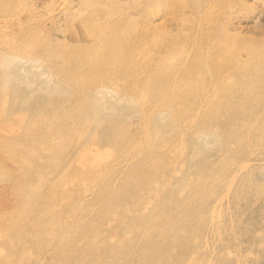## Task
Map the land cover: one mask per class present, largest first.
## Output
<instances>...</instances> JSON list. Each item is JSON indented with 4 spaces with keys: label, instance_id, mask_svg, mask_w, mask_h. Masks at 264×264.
Wrapping results in <instances>:
<instances>
[{
    "label": "rangeland",
    "instance_id": "1",
    "mask_svg": "<svg viewBox=\"0 0 264 264\" xmlns=\"http://www.w3.org/2000/svg\"><path fill=\"white\" fill-rule=\"evenodd\" d=\"M208 1L207 0H0V13L2 14V16H0V23H1L0 26H3L4 23L9 22L8 24L6 23V27H5V25L3 27H0L1 28L0 32H1V30H3L2 31L3 34H1L2 32L0 33V38L3 37V35H4V37L5 36H12V35L15 36L20 30H24L25 28H27V30H28V26H30V29L28 31L27 30L26 31L29 32L31 30L32 32L30 31V34H33L35 36H36L35 33H37V35L41 34V36L38 35V36H36V38L39 37L38 39L42 41V40H44L42 37V34H44L43 28H44L45 24H47V26H50L51 20H52L53 23H55V25H52V26L56 29V31L54 32L55 34H53L52 37H57L58 41L68 42L69 43L68 44L69 50L74 45L76 46L77 44L78 45L80 44L81 46H84V45H86L85 43L87 41L89 42V39H87V38H86V40L84 39L81 43L75 42V41L70 39L71 35L69 33H71V30L74 29V26L72 24H70L69 22L65 23V21L67 20V18H71V16L93 14L97 17H102V16L108 17L109 16V15H107L108 13L114 12L116 15L115 14L111 15V16H115L113 18H116V19L122 18V19L127 20L129 17H133L134 21L137 20L136 22H138V23H142L141 19L143 18L144 19L143 21L153 25L155 22L157 23L158 19L163 17L162 15H164L165 17L166 16L172 17V14L174 12H177V13L173 14V16L176 15V17H172V18L163 17L164 22H167V23L163 22L165 27L167 28V30L169 29L168 31L171 32L172 34L180 26L181 27H187V28L191 27L194 29L196 27L197 29H195L193 32L194 33L193 35L197 37V41H194V45H196V47L193 45L194 47H192V48L195 50H193L192 48L188 50V51L191 50L190 52H192V54H190L189 57H187V58H186V56H188V55H186V53L188 51L187 52L185 51V53L181 52L182 54L181 53L176 54V56L175 55L172 57L169 56L166 59V62L168 61L167 62L168 64L166 62L164 63V64H166V65H164V67L166 69H168L166 72L169 71V68H168L170 66L169 63L172 64L171 61H169L170 58L172 60L174 58L176 60H178V58H179L178 61L180 64V67H179L180 70L181 69L187 70V67L190 66L189 65L190 62L193 63L194 62L193 60L195 58L197 59L196 61L198 62L197 66L199 64V66L196 68V73L193 72V74L195 73V75H191L190 76L191 79L187 78L185 80V78H183L182 80H185V81H182V84H180V89H181L180 92L182 93V91L185 90V93L183 91L182 95H184V94L186 95V93L188 92L187 96H186L187 98L182 96V100L185 101V99H186V101L189 103H185L182 100H179L178 101L179 103H178L177 101L175 102V100L173 101L172 99H169V97L166 98V96L160 97V99L157 97H152V99L155 101L158 99L156 102L155 101L153 102L152 99L150 98L151 96L148 95V93L150 92L149 91L150 90L149 89L150 88V86H149L150 80H148V79H150V78H149V74H148V69L145 66L148 63L147 58H149V56L151 54H150L149 49L145 48L143 46V48H140L141 50L138 49V53L141 54L140 56L138 55L140 58L138 56H136V58H137V60H136V58H134V56H133V60L135 59L136 62H135V60L134 61L132 60L133 63H131V65H130L131 67L137 68V70H139L138 73H136V76L133 74L134 77H133V75H130L128 77L129 78L128 80L126 78V80L129 81V83H130L132 81L134 82L135 80H137V77H140V75H141V78L144 76L143 79L145 81L143 79L141 80L140 78L137 80L138 82L141 80V82H140L141 84L140 83L138 84L139 88L137 90L130 91V89H129V92L127 90H124L125 88H122V85L123 86L125 85L124 84L125 80L116 82L117 84L107 82V84L106 83H105V85L103 84V86H105V88H104L105 92L101 91V94L103 93V95H105V97L109 98V99H106V98L103 99L102 98V101L104 102V100H105V103L102 104L101 101L99 102V100L101 99L99 97L103 96L100 93H98V96L96 95L97 96L96 98L97 99L99 98V100L94 101L89 97L86 98V100H84V104H86V105L88 104L90 106V108H91V105L93 106V103L96 102V104H97L96 107L91 108L92 111L89 113H93V111H94V113L90 115L91 117H92V115L95 116V114L98 113L99 117L97 115L95 117H96V119H99L100 122H102L98 127H94V124L92 126L91 125L92 123H89L91 121L86 120L84 114L82 116L80 115L81 120L79 119V114H81V113L78 114L77 110H79V112H80V109L78 107H77L78 109L75 107L77 105V101L75 98V97H77V92H76L75 88L72 86L71 87L72 88V94L69 95V101L66 102L64 105V107L67 108L68 110L64 109V107H63L61 109L66 110V111H64V113H63V110H62V112H60L61 113L60 115H62V113H63L62 117L59 116L58 118H53L52 120H48L49 122L55 123V121H57V119H58V121H57L58 123L57 122L56 123L60 124L61 121L63 122V120L65 122V119L67 118L68 114H69L68 119L70 118L69 120H71L73 117V116L71 117L70 114H72V115L75 114L74 116L78 117L79 120L77 119V124H75L73 126L70 125L71 129L74 126H77L78 129L73 128V131L69 132V131H71V129L68 126L69 129L66 131L69 132L71 135L69 134L70 135L69 136L67 134V132L66 131L65 132H66V136L68 135L70 137V139L68 137H67L68 139H66V137H65L66 140L62 139L63 140L62 145H61V141L59 142L60 139H54L53 138L54 140H51L49 143L50 148L52 147V149L49 148V151H45V149H44L45 146H44L43 142L39 143V140H41L40 138H38L39 139L37 141L38 143H34L30 146L20 145V147L18 145H15L12 142L7 144L0 138V143H1V145H0V264H18V262H20L19 264H65V263L66 264H76V263H78V264H85V263L86 264H99V263L100 264H104V263L105 264H111V263H113V264H115V263L116 264H127V263L128 264H264V225H263L264 224V109H263L264 108V95H263L264 89H263V91L261 90L264 87V77H263L264 73L262 74V72L260 71V70H262L264 72V68H263L264 65H261V64H264L263 63L264 62L263 61V59H264V57H263L264 56V0H262V1L261 0H210V2H208ZM26 7H27L28 11H27ZM33 9H34V11H33ZM131 9H134V10H131ZM7 11H9L8 12L9 16L6 14ZM124 11L128 12L126 14V18L124 17V15H125L124 13H126ZM24 12H26V14ZM178 12H179L180 16H179ZM20 13L21 14L23 13V14L21 15ZM164 13H166V14H164ZM167 13H168V15H167ZM193 13H194V15H193ZM15 14L17 16L16 18L14 16ZM10 15H11V18H10ZM12 15L14 18L12 17ZM27 15L28 16L30 15L31 19H34V20H32V22H31L30 19H27V18H29V17H27ZM3 16H5V18H3ZM6 16L9 18L8 19L9 21L8 20L5 21V19L7 18ZM24 16H26V17H24ZM120 16H122V17H120ZM159 16H162V17H159ZM177 16L179 18H177ZM19 17H21L20 18L21 20L19 19ZM24 18L28 22L30 20L31 23H28L25 21V25L22 24V22H24L23 21ZM37 18H38V20H37ZM57 18H60V19H57ZM167 18H168V20H167ZM1 19H2V21H1ZM3 19L5 22L3 21ZM39 20L41 23L38 22ZM47 20H49V21H47ZM34 21L36 23L38 22L36 27L34 26V25H36ZM16 22H18V23H16ZM32 23L34 24L33 26L36 30H37V28H39L38 30L40 32L39 31L37 32L34 28L33 29L31 28ZM13 24L16 26H13ZM17 24L19 25V27ZM193 25H194V27H193ZM209 25L211 27H209ZM14 27H16L15 28L16 32L13 31ZM20 27H21V29H20ZM213 27H215L214 32H212ZM8 28H9V30H8ZM17 28L20 29V30H18V32H17ZM199 28L202 31V32L200 31L201 33L199 32V30H200ZM57 29H60L61 31L59 32V31H57ZM63 30L65 32H63ZM196 30L198 31L199 34L196 33ZM8 31H9L8 35L7 34L5 35L4 33H7ZM10 31H13V32H10ZM33 32H35V33H33ZM48 32H50V31H48ZM213 33H215V34H213ZM210 34H211L212 39L209 40L210 43L208 42L209 44L207 45L206 44L207 42L205 40L208 41V39H210V36H209ZM205 35H206V37H205ZM203 36L205 38H203ZM200 38H201V40H200ZM194 39L196 40L195 37H194ZM243 40H245L246 42ZM198 41H199V43H198ZM201 41H203V42H201ZM204 41H205V43H204ZM213 42H215V43L213 44ZM250 42H251V44H250ZM202 43H204V44H202ZM52 44H54L56 46L57 43L55 44V42H54ZM199 44H200V46H202L201 48L199 47ZM219 44L223 45L225 48L222 49L221 48L222 46H220ZM224 44H226L227 46ZM57 45L58 46L60 45V47L56 46V47H58L56 49L60 50L63 48V46L65 44L64 43H60V44L58 43ZM217 45L219 46V49L221 48V50L218 49ZM233 45H235V46H233ZM197 47H199L200 50L202 49L201 50L202 52L201 51L196 52ZM226 47H228V48L226 49ZM231 47L235 48V49L237 48L236 51H234V49H232ZM255 47H257V48H255ZM258 48L262 52H260V50H258ZM72 49L70 51H74ZM207 49L211 50L214 58H213V56H211L212 53H211V55L208 54V53H210V51H208ZM253 49H254V51H253ZM255 49H257V50H255ZM217 50L222 51V52H223V50H226V51L228 50V52L224 53L225 52L224 51L221 54L220 52L217 53ZM240 50L242 52H240ZM244 50L245 51L249 50V51H247L248 52L247 53ZM250 50H252V51H250ZM140 51H142V52H140ZM213 51H215V53ZM231 51L234 54L233 53L231 54ZM255 51H257L256 52L257 54H254ZM190 52H188V53H190ZM258 52H259V54H258ZM143 53H145V54H143ZM193 53H196L197 55L196 54L194 55ZM198 53L200 55L202 53L203 54L201 56L199 55L200 56L199 57ZM206 53H207V55H209L211 57H208L206 55ZM228 53L233 58L229 57L227 55ZM250 53L253 54V57ZM142 54H143V56H142ZM217 54L219 56H218V59L216 60V62L212 61V60H215L217 58V56H216ZM242 54H244V55H242ZM183 55H184V57H183L184 61L182 58ZM190 56L193 59L188 61L190 59ZM206 56L208 58L212 59L211 62H208L210 59H208ZM247 56H249L250 60L248 59ZM250 56L252 58H250ZM21 57L23 58V59H21L22 61L17 59L18 62L13 61V63H16V64L14 65L12 63V65H11L13 67V68L11 67V70L18 68V70L15 71V75L18 74V76H16L14 78L15 79L14 81L12 80L13 84L16 85L19 89H22L23 91L26 89L27 92L25 91V93H27L28 95L30 94V96H33V95L34 96H41L42 93L47 95V91H45L46 90L45 87H50V85L53 86L54 84H56L55 83L56 80H60L61 75H60V77L58 75L57 76L54 75V76L49 77L48 74L49 73L53 74L55 71L50 69V67L48 68V66L46 64L45 65L43 64V66H44L43 67L42 65L39 64V62L35 63L33 61H29L27 59V58H29L27 55H22ZM260 57H261V59H258ZM254 58H257L258 60L254 59ZM186 59H188V60L186 61ZM234 59H236L237 62L239 61V59H240V61L237 63L236 61H234ZM17 60H15V61H17ZM25 60H27V62H29V63H27ZM180 60L182 62H180ZM224 60H227L229 62L231 61V63H229L227 61L226 62L229 64L228 66L231 67L232 69L231 68H229V69L224 68V67H227V63L226 64L224 63V67L221 66V68H220L221 70L218 69L220 67V65H223ZM23 61H25L27 64ZM145 61H147V62H145ZM221 61H222V63H220ZM247 61H248V64H250V66L247 65V63H246ZM253 61H258V63L257 62L254 63ZM19 62H23L22 65H24V67L22 65H20L21 63L19 64ZM186 62H187L188 66L185 64ZM24 63L26 64L27 67H25ZM137 63H138V65H140L139 69H138L137 65H134ZM200 63L202 64V66ZM212 63H214V64L219 63L220 65L216 64V67H215V65ZM245 63L249 69L246 68ZM251 63H254V64H252L254 68H255V66H259V64L261 63L260 66L262 69L260 68V66L258 68L254 69L252 67ZM205 64H206V66H205ZM209 64H212V65L209 66ZM237 64H238V67H237ZM18 65H19V67H18ZM29 65H30V67H29ZM213 65L215 68H217V69L214 68L215 69V70H213L214 74L218 73V71H223V70H225L226 72L223 73L222 80H220L217 83V87L214 88V93L212 95H210V96H207V95L205 96L204 94L201 95L200 94L201 90L206 91L207 86L208 85L210 86L213 84L209 81V80H211L210 79V71H211V73L213 72L212 71ZM241 65L243 68L241 67ZM200 66H201V70L204 67L203 68L204 72H203V70L201 71L199 69ZM233 66H235L236 68H234ZM38 67L39 68L43 67V68L39 69ZM205 67L206 68L209 67V68L205 69ZM210 67L212 68L211 70H210ZM250 67L252 70L250 69ZM27 68L29 69L28 71H27ZM233 68H234V71H233ZM238 68H240V69L242 68L244 71L242 69L241 70L239 69V71H238ZM32 69L36 70V71L38 70L37 73H36V71H34L35 73L33 71L31 72ZM170 69L172 70L171 67H170ZM246 69L250 72L248 73ZM257 69L258 70L260 69L259 74H257L259 72ZM184 70L183 71L181 70L182 71L181 75H184L187 72L186 71L184 73ZM140 71H142V73ZM205 71H207V72H205ZM242 71L244 73H242ZM42 72H44V73H42ZM246 72L249 75L250 74L251 75L256 74L255 76H252L254 79L251 77V75L249 76L247 74V76L252 78V80H251L252 82L251 81L249 82V79H248L249 77H246ZM21 73H22V75H21ZM46 73H47V75H44ZM200 73H201V75H200ZM205 73H206V76H208L207 79H206ZM227 73H229V74H227ZM236 73H238V75ZM31 74H33L32 76L34 78L33 77L31 78ZM38 74H39V76H37ZM146 74H147V77H145ZM261 74H262V76L259 77ZM28 75H30V76H28ZM234 75L239 76V78L240 79L242 78V80L244 79L243 80L244 82L242 80H240L239 78H238L239 79L238 80L237 77ZM22 76H23V79H21ZM25 76H27V77H25ZM36 76L38 77L37 81H36V78H37ZM42 76H44L43 77L44 79L42 78ZM256 76H258V77H256ZM192 77L194 79H192ZM28 78H29V80H28ZM52 78H54V79H52ZM131 78H132V81H131ZM246 78L248 79V82L245 81V80H247ZM256 78H257V80H256ZM133 79H135V80H133ZM224 79L226 82L224 81ZM21 80L22 81L25 80V81L22 82ZM43 80H46V81L44 82ZM47 80H49V81H47ZM53 80H55V81H53ZM205 80H207V81H205ZM18 81H19V84H18ZM127 81H126V83H127ZM186 81L191 83L190 88L192 90L189 88L190 91H186L185 86L188 83ZM235 81H238L237 82L238 84L237 83L235 84ZM35 82H36V84H35ZM37 82H39V83L42 82V83L39 84ZM144 82H145V84H144ZM240 82H241V84H240ZM245 82L247 83V86H246ZM47 83H48V85H47ZM110 83L112 84L111 86H110ZM129 83L127 86H130V84H132V83H130V84ZM189 83L187 84V86L189 85ZM204 83L206 84L205 86H204ZM192 84H194L195 88H197L196 90H193L194 86ZM200 84H201V86H200ZM233 84H235V85H233ZM255 84L257 86H255ZM259 84H260V86H258ZM21 85H24V86H21ZM172 85H173V88H174V86L177 88V85H175V83ZM221 85H223L224 88ZM236 85H239V87L238 86H237L238 88L234 87ZM244 85L246 87H244ZM250 85L252 88L249 87ZM19 86H21V87H19ZM220 86L223 88V91H222V88ZM22 87L23 88L25 87V89H23ZM35 87H37L38 89L35 90L36 89ZM112 87H113V89H112ZM181 87H185V88L182 89ZM202 87L204 90L202 89ZM218 87H220L221 89ZM226 87H228V90ZM257 87H259L258 90H257ZM31 88L33 89V91L31 90ZM40 88H44V89H40ZM232 88H233V91H232ZM234 88H236V89H234ZM243 88L245 89V92H243L244 91ZM106 89H108V91ZM120 89H122V91ZM198 89H199V91H198ZM219 89L222 93L223 92L226 93V94H224V93L222 94L220 92L222 95H224L223 98L225 97V95H227L228 99H227V97H225L227 99L226 100L227 102L224 101L225 98L223 100L221 94L218 95ZM240 89H241V91H240ZM253 89H254V91H253ZM109 90H111V91H109ZM123 90H124V92H123ZM147 90H148V93H147ZM187 90H188V87H187ZM230 90H231V92H229ZM235 90H237L240 93L237 95L238 92L237 91L235 92ZM137 91H138V93H137ZM176 91H177V89H176ZM196 91L199 93H197ZM248 91L251 92L250 95H249ZM256 91H257V93H256ZM36 92H38V93H36ZM111 92L112 93L114 92V93L111 94ZM118 92L119 93L122 92V93L119 94ZM234 92H235L236 96H235ZM241 92H243V93L241 94ZM246 92H248V93L246 94ZM258 92L260 94L257 96ZM74 93L76 94V96L74 95ZM115 93L117 95L118 94L119 95L117 96ZM141 93L142 94L146 93L147 96H146V94H145V96L144 95L142 96ZM193 93H195V94H193ZM228 93H230L231 96ZM110 94L114 95V97H116L117 100L115 98V101L113 100L114 102H112V99H114V97H109ZM123 94H125V95L122 96ZM232 94H234V96ZM243 94L245 95L244 99L247 98L248 102H250V103L247 102V106H246V103L244 104L242 102V101H247V100H244L243 97L241 98V96H243ZM251 94L253 95L254 98H255V95L257 97L254 99V98H252ZM131 95H133V96L135 95V97H137V98H133V96H131ZM217 95H218L219 101H221V102H216V99L218 101V98L216 97ZM42 96L44 97V95H42ZM120 96L122 97L123 102L122 101L121 102L123 104L120 102V99H121ZM189 96H190V98H189ZM220 96L222 99L220 98ZM127 97L133 98V99H129V100H132V102L135 100L136 102L134 101V103H137V102L138 103L136 105L133 103V106H134L133 107L132 102L131 101L128 102L126 100V99H128ZM143 97H145L147 99L149 97V101L151 100V102L147 101ZM230 97H232V98H230ZM73 98H74L75 103L73 102ZM124 98H125V100H124ZM191 98H193V99H191ZM201 98H202V100H201ZM230 99L232 100V103H231ZM233 99L234 100L236 99L237 103H239V104L242 102L243 105L242 104H240V105L244 106L243 109L241 108L242 106L239 107V104L233 103V101H234ZM238 99L239 100L241 99L242 101L240 100L241 102H239ZM256 99H257V101H258V99L261 100V101H258V102H260V104H257V106H255L256 103H254V102H257V101H255ZM16 100H17V98H16ZM110 100L112 103L110 102ZM170 100H171V102L167 103V105L169 104L170 106L168 105L169 107H167V105H165V102L170 101ZM107 101H109V102H107ZM139 101H142V103H140ZM180 101H181V103H180ZM190 101L192 103L194 101V104L192 105V103ZM116 102H120V103H118V105H117ZM126 102H127V104H126ZM147 102H149L148 103L149 105H151V104H154V105H151L150 106L151 108H149V105L147 104ZM161 102L164 104L162 105ZM222 102L224 105L221 104V107L219 109V104ZM229 102L231 104H229ZM234 102H236V101H234ZM252 102H253V104L251 105ZM99 103H101L100 108H98ZM113 103H115V106H113L114 105ZM172 103L175 105V107H174V105H172ZM183 103H184V105H181ZM215 103H217V104L215 105ZM225 103H227V104H225ZM119 104H121L120 106H122V107H120ZM141 104H142V106H141ZM160 104L162 105V109H164V111H162V109H160L161 108ZM210 104H212V105H210ZM232 104L233 105L235 104L234 106H236V107L234 108V106H232ZM248 104L251 106L248 107ZM116 105H117V108H116ZM126 105H128L130 108H127L128 106H126ZM157 105L160 106V108L156 107ZM222 105H223V108H222ZM66 106H69V107H66ZM107 106L109 108H107ZM123 106L125 108H127V110ZM152 106H153V109H152ZM183 106H186V107L182 109ZM212 106H213V108H212ZM253 106H255V107L252 108ZM5 107H7V104L5 105ZM74 107L76 108V110ZM114 107L117 110H114L115 109ZM118 107H120V108H118ZM137 107H138V110L137 109L136 110L139 112H137L134 109ZM143 107H145V108H143ZM173 107L179 108L180 109L179 112L177 111V113H175V111L178 109L177 108L174 109ZM246 107H248V108H246ZM86 108H87V106H86ZM101 108H103L101 110L102 113H100L101 111H99ZM122 108H124L125 110H122ZM131 108H133V110ZM147 108L150 110H147ZM157 108L160 110L156 112ZM201 108H202V112H201ZM233 108H234V111H233ZM238 108H239V111H237ZM118 109H119V111L121 110L123 113L125 111L126 114H128V115L126 116L125 113H124L125 115L121 114L122 113L121 111H120L121 113L119 112L120 113L119 114L117 112ZM151 109H152V112H151ZM170 109H173L174 111H172V112H174L175 114L172 113ZM223 109H225V110H223ZM240 109L244 114L242 112H240ZM256 109H257V111H256ZM103 110H105V111L103 112ZM165 110H168V111H165ZM185 110H187L186 112H189L190 114L188 113L187 116H185L184 118L181 117L182 121L184 119V121L182 122V121H180V119H181L180 116L184 115V113L186 115ZM205 110L206 111L208 110L207 113ZM215 110H217L218 112L213 113L212 111H215ZM222 110L224 111L225 115L221 114ZM230 110L233 112L232 114L230 113ZM250 110H252L253 112L251 113ZM106 111H107V113H106ZM223 111H222V113H223ZM225 111H227V112H225ZM73 112H75V113H73ZM108 112H110V113H108ZM153 112L154 113L161 112V116L160 115L159 116L163 117L164 119L159 118V116H157L156 119H154L156 114L155 115H149L150 113L154 114ZM167 112L170 113V115H168L169 117L167 116V114H169ZM180 112H181V114H180ZM182 112H184V113H182ZM198 112H200V113H198ZM246 112L248 114H246ZM136 113L139 114L140 117L138 115L137 116L133 115V119H132L130 116H132V114H136ZM200 114H201V116H200ZM202 114H204V115H202ZM215 114H216V116H218V117H216V119H215ZM219 114L221 115V117L219 116ZM17 115H21L22 120H21L20 124H21V127L24 126L25 122H27V120H26L28 117L27 113L23 112V113H21V114L19 113ZM163 115H166V117H167L166 120H165V116H163ZM238 115L240 117H238ZM122 116L124 119H122ZM124 116L127 118L130 117L129 118L130 120L129 119L127 120V118H125ZM149 116L152 117L151 120L149 119L150 118ZM171 116L173 119L171 118ZM206 116H208V117H206ZM224 116H225V120H224ZM226 116H227V118H226ZM82 117H84V118L82 119ZM110 117H112V118L110 119ZM194 117H195V120H194ZM250 117H252V118L255 117V118L251 119ZM59 118H60V121H59ZM114 118H116V122L118 121L117 122V128L115 127L116 130L115 131L112 130L113 133L110 132L111 134L104 136V137L107 139V138H109V136L111 137L115 133L113 135L114 138H113V136L110 138L111 141L114 139L113 140L114 142L120 143L119 139H121V144H122V142H123L122 140H124L123 143L125 145L123 144V146L126 147V148L124 147L126 155H125V153H123L124 150H122L120 147H119V149H121V150H118L117 146H119L121 144L117 143V145H116V143H114V142L110 143L108 141L107 145L108 144L109 145L108 146L105 145V146H103V149L100 148V150H99V152H101L103 150L102 152H104V153H103L101 159H100V157H98L100 159V161L97 160V162H98L97 165H94L95 163H91L90 161H86V160L79 161L78 158L74 159L72 161L67 160L68 159L67 156L72 151L73 152L76 151L77 147L79 146V143L83 140L82 138H84L83 136L82 137L78 136L79 134L77 132H83L84 134H86L87 131L88 132L90 131V129H89V124H90V128L91 127H92V129L95 128L97 130V132H96V130H94L95 134L96 133L98 134L99 128L101 127L100 128V131H101L102 127L104 128L105 126L110 124V121H111V123L114 122L115 121ZM118 118H119V120H118ZM157 118H159L162 121L161 122L162 125H160V123H159L160 120L159 119L157 120ZM204 118H206V119H204ZM47 119L48 118L44 117V118H42V121L46 122ZM73 119H76V117H74ZM136 119H138V120H136ZM169 119H171V120H169ZM196 119H197V121H196ZM203 119H204V122H203ZM85 120H86V122H85ZM121 120H123V121H121ZM126 120H127V123L129 122V124H126ZM139 120H141L140 121L141 124H140V122H137ZM154 120H155V123H154ZM226 120H228V121H226ZM145 121H146V123H145ZM150 121H152V122H150ZM168 121H170L172 123H168ZM225 121H226V123H225ZM237 121L240 123H237ZM150 123L152 126H149ZM182 123H184L183 126L181 125ZM189 123H191V125ZM200 123H203V124H201V126H199ZM217 123H218V125H217ZM227 123H229V124H227ZM249 123L251 125H249ZM124 124H125V126H124ZM220 124H221V127H220ZM222 124H223V127H222ZM136 125L139 126V128L140 127L141 128L138 130V127H136ZM141 125H143L145 128L142 127ZM146 125L148 127H150L149 132H147L149 130V128L146 127ZM156 125H158V126H156ZM193 125H194V127H193ZM204 127H206V128H204ZM249 127H251V128H249ZM65 128H66V126H65ZM166 128H167V130H166ZM196 128H197V131H196ZM33 129L38 130V133L39 132H46V129H43V125H41V124L35 126ZM86 129H87V131H86ZM135 129H136V131H134ZM193 129H194V131H193ZM142 130H145L144 132L145 133L147 132L146 134H149V136L150 135L152 136V133L153 134L155 133L154 136H152L154 140L151 139L152 137L150 136V139L153 140V141H151L149 139V136L147 135L148 141H146L147 137ZM151 130H153V132ZM158 130H160V131H158ZM205 130H207V131L205 132ZM129 131H131L130 134H129ZM138 131H140V132L138 133ZM195 131H196V133H195ZM134 132L135 133L137 132L136 136H135V134H133ZM188 132H190V133H188ZM117 133L120 134V136L122 138H120V136ZM156 133H157V135H156ZM182 133H183V135H182ZM225 133H227V134H225ZM30 134H31V132H30ZM97 134H96V136L98 138H100L101 135H99V134L97 135ZM176 134H178V135H176ZM186 134L189 136H187ZM232 134H234V136H232ZM116 135H117V137L115 139ZM130 135H132V136H130ZM137 135L140 137H138ZM158 135H159V137H157ZM180 135H182L181 138L179 137ZM51 136L55 137V136H57V133H56V135H51ZM75 136H76V138H75ZM96 136H95V138H96ZM124 136H126V138ZM194 136H195V138H194ZM210 136H212L213 139ZM93 137H94V135H93ZM133 137H135V138H133ZM136 137H137L138 141L136 140ZM175 137H177V140ZM131 138H132V140L133 139L134 140L132 141ZM156 138L157 139L159 138V139L156 140ZM171 138H172V140H171ZM258 138H260V139L258 140ZM125 139L127 141H129L128 142L129 145ZM139 139H141V142L142 141L143 142L142 143L139 142L140 141ZM42 141H43V139H42ZM52 141H54L53 144L56 142L54 144V146L52 144ZM64 141H65V143H64ZM149 141H151V142H149ZM154 141H155V143L152 144V142H154ZM171 141H173L175 143L179 142L178 143L179 146L180 147L182 146V147L180 148L177 145V143L175 144ZM217 141H218V143H216ZM136 142L138 143L137 145L133 144ZM158 142H159V144H157ZM57 143H58V145L60 143V146L56 145ZM113 143L115 145V146L113 145L114 148H112V146H110ZM148 143H150L151 146ZM181 143H182V145H181ZM3 144H5V145H3ZM11 144H14V145H11ZM64 144H65V147H64ZM77 144H78V146H76ZM161 144H163V146ZM226 144H228V145L226 146ZM166 145L168 148L166 147ZM173 145H174V147H173ZM187 145H188V147H187ZM56 146H57V148H56ZM123 146H122V148H123ZM141 146H142V151L140 150ZM152 146H154V147H152ZM156 147L159 148V150ZM171 147H173L175 149H172ZM39 148H40V150H39ZM95 148H97V146H92L93 150H96ZM115 148L117 150H115ZM138 148H139V150H138ZM151 148H156L154 150H158L161 154V157L158 156V151H153ZM161 148H162L163 152L160 151ZM177 148H179V149H177ZM37 149L39 150V152H36ZM53 149H54V151H53ZM149 149H151L150 152L153 155H154L153 152H157V154H156L157 156L154 155V157H153V155H150V152L146 151ZM168 149L169 150L171 149L170 150L171 152L168 151ZM187 149H189V150L187 151ZM10 150H11V152H10ZM105 150L106 151L112 150L111 152H113V153L110 152L111 154H109ZM130 150H131V152H129ZM134 150L136 152L137 151L138 152L135 153ZM172 150H179V151H176V153H175ZM184 150H186V151H184ZM32 151H35L36 154H34V152H32ZM40 151L45 156L48 155V153H49V155H52L54 152L53 155L56 157L54 158V157H52L53 156L52 155L50 157V159L52 158L51 160H46L45 157L44 158L40 157L42 155V153H40ZM56 151H57V153H56ZM132 151H134L133 153L135 155L132 153ZM9 152H10V154H8ZM17 152L19 153V155ZM44 152H48V153H44ZM164 152H166V153H164ZM211 152H212V154H211ZM37 153H40V154H37ZM141 153H143V154H141ZM167 153L169 156L172 153H175V156H174L175 160L172 158L173 155L170 157L172 160L175 161L176 164L174 163V161L171 162L172 160L169 158ZM24 154H25V158L23 159ZM130 154H131V156H130ZM145 154H146V156H145ZM195 154L197 156H195ZM38 155H39V158H41V159H37ZM61 155H63V157H61ZM106 155L111 159H106ZM132 155L135 157L133 158ZM148 155H149V157H147ZM164 155H167V156H164ZM14 156H18V157H14ZM19 156H20V158H19ZM141 156L151 158V159H145L146 162L144 161V157H143V159H141V161L139 160L140 161L139 164L142 162V160L145 162V163L143 162V164L142 163L140 164L141 166L143 165L142 167L137 164L138 163L137 158L139 157L138 159H140ZM179 156H181V157H179ZM64 157H65V160H64ZM115 157H116V159H115ZM129 157L131 158V160ZM121 158H124V161H122L123 159H121ZM158 158H160V159H158ZM164 158H167V159H164ZM154 159H155V161L157 159L159 167H158V165L156 166L157 162L150 161V160H154ZM168 159H170V160H168ZM187 159H189V160H187ZM192 159H193V161H192ZM147 160H148V163L149 162L153 163L152 167H154V168L152 170L151 169L149 170V168H152V167L150 166V163L149 164L147 163ZM159 160H160V163H159ZM162 161H163V163H162ZM164 161H167V162H164ZM117 162H119L121 164H119ZM135 162L138 165L136 167H138V169L141 168V170L137 169V171H139L138 173L136 172V168H135L136 164H132ZM66 163L68 165H66ZM114 163H117V164H114ZM129 163H131L132 165ZM122 164H125V165H122ZM163 164H165V165H163ZM241 164H243V165L240 166ZM245 164H247L248 166L246 165L247 167H245ZM127 165L134 167V169H131L132 167L129 166L131 170H135V171H133V172L131 170L129 171V169H127L129 167ZM146 165L149 166L147 168V170H146ZM169 166H170V169H169ZM172 166H174V169H171ZM89 167H91V168H89ZM144 167H145V169H144ZM160 167H161V169H160ZM241 167H245V169L244 168L242 169ZM40 168H41V170H40ZM116 168H119L118 171H120V170L121 171L120 172L117 171L118 172L117 173ZM142 168L146 171L142 170ZM162 168H163V170H162ZM176 168H177V170H175ZM35 169L37 171L40 170L39 172H37V174L40 176H38L37 174L34 175L36 173V172H33ZM112 169L115 170V172ZM153 170L156 173L155 175H154ZM156 170H159V172L158 171L156 172ZM170 170H171V173H170ZM191 170H193V171H191ZM59 172L61 175L59 174ZM107 172L108 173L110 172V173L108 174ZM121 172L123 173L122 175L120 174ZM134 172H135V174L133 175ZM114 173H116V174H114ZM125 173L129 174L130 177L129 176L126 177L125 175H127V174H125ZM130 173H132V174H130ZM143 173H145V174H143ZM157 173H158V175H157ZM31 174L34 176H30ZM111 174H114V176ZM138 174H140V175H138ZM161 174H162V176H161ZM135 175H136V177H135ZM147 175L149 177L150 176H152V177L151 178L145 177ZM159 175L161 177H159ZM168 175L171 177H169ZM137 176H138V178H137ZM109 177H112V180ZM125 177L127 179L126 181H130L129 184L123 183ZM132 177H133V179H136V180L131 179ZM122 178H124V179L122 181H120V179H122ZM145 178H149V179L147 180ZM157 178L160 179L161 181L157 180ZM178 178H179V180H178ZM106 179H108V180H106ZM150 179H151V181H150ZM153 179H155V180L153 181ZM180 179H181V181H180ZM132 180L136 181V183L135 182L132 183ZM126 181H124V182H126ZM183 181H185V182L183 183ZM120 182H122V183H120ZM140 182H141V184H140ZM143 182H145L146 188H145V184ZM88 183H90V184H88ZM119 183L122 185H120ZM178 183H182V185L178 184ZM249 183H251L252 185ZM130 184L135 185V186H131ZM171 184L174 186H172ZM118 185H119V187H118ZM124 185H127V186L124 187ZM120 186L121 187L123 186V188L121 189ZM129 186H131L130 190H129ZM139 187H141L143 190L141 188L139 190ZM151 187H152V189H150ZM124 188H125V190H124ZM132 188L133 189L135 188L136 191H134L135 190L134 189L131 192ZM240 188H241V190H240ZM167 189H169V191H167ZM186 189H188V190H186ZM118 190H120V192ZM183 191H184V193H183ZM36 192H38L37 193L38 196L35 194ZM123 192H125V193H123ZM173 192H175V193L173 194ZM180 192H181V194H180ZM241 193L243 195H241ZM33 194H35V195H33ZM39 194H41L40 197H39ZM125 194H126V196H125ZM45 195H48L50 198V201H52V202H48L49 201L48 200L47 202L49 203V205L44 207L43 205L47 204V202L42 201L43 197H45ZM123 195H124V198H123ZM41 196H43V197H41ZM37 197L39 199L41 198V200L39 201V199H37ZM126 200H127V202H126ZM138 200H140V201H138ZM234 200H235V202H233ZM35 202L38 203L37 204L38 208L40 206L42 208L41 209L36 208L37 206L36 207L34 206ZM40 202H41V204H40ZM165 202H167V203L165 204ZM229 202L230 203L232 202V205L229 204ZM131 205H133V206L131 207ZM140 205H143L144 207L143 206L140 207ZM235 206H237V208ZM46 207L47 208L49 207V211H48L49 213L51 212V210H55V211H53L54 214L53 213H50V215L45 214V212H43V211H45ZM246 207H248V208H246ZM138 208H141V209H139L140 211L137 210ZM154 208H155V210H154ZM35 209H38L40 211L37 212V210H35ZM165 209H166V211H165ZM57 210H59V211H57ZM134 210H137V211H134ZM159 212H161V214ZM35 213L38 215V219H37V215H36V217L33 216ZM82 215H84V216H82ZM160 215H161V217H160ZM39 216H41V217H39ZM43 216H44V218H42ZM218 216H219V218H218ZM234 216L237 218H235ZM50 217L52 218V222H54V223L51 222ZM46 218H48V219H46ZM183 218H185L186 220ZM226 218H227V223H226ZM35 219H37L39 223L41 221V223L40 224L38 223L39 224L38 225ZM46 220H49L50 224H47V225L44 224V222ZM251 220L253 223H251ZM125 221H127V222L125 223ZM244 222H246V223H244ZM175 223H176V225H175ZM231 223H234V225ZM55 224H57L58 226ZM123 224H125V225L123 226ZM126 224H127V226H126ZM163 225H164V227H163ZM237 225H239V226H237ZM242 225L243 226L245 225V226L243 227ZM251 225H252V227H250ZM41 227H44V228H42V230H41ZM46 227L49 228L47 230L50 232H48L46 230ZM177 227H179V228L177 229ZM238 227L240 229H238ZM77 228H79V229H77ZM251 228H253V230ZM244 229H245V231H244ZM142 230H144V231H142ZM230 230H231V232H230ZM41 232H43V233H41ZM81 232H82V234H81ZM176 232H178V233H176ZM242 232H243V234H242ZM249 232H251V233H249ZM142 233H143V235H142ZM51 235H53V236H51ZM251 236H253L255 238H251ZM137 237H138V243H137ZM146 237H147V239H146ZM133 239H135V243L133 242L134 241ZM165 239H167L166 242H165ZM145 240H146V242L150 240L149 241L150 243L149 242L148 243L143 242ZM253 242H254V244L255 243L256 244L254 245ZM9 243L11 246L9 245ZM120 243H121V245H120ZM127 243L129 244V247H128V249L130 248L129 250L127 249V246H128ZM133 243L135 245L134 246L135 248L133 247ZM122 244H123V247H122ZM180 244H181V246H180ZM102 245H104L105 247ZM114 245H117V246H114ZM124 245H125V247H124ZM152 245H154V246L152 247ZM106 246L108 247V249ZM114 247H115V249H114ZM12 248H13V250H12ZM63 248L65 249L64 251H63ZM91 248H93V249H91ZM99 248H101V249H99ZM15 249H16V251H14ZM104 249H105V251H104ZM117 249H120L121 251L117 250ZM131 249L133 251L135 249V251L134 252L130 251ZM86 250H87V252H86ZM95 250L97 252H95ZM100 251H101V254L99 253ZM106 251H107V253L105 254ZM123 251H125V252H123ZM127 251H129V253ZM138 251H140V252H138ZM62 252H65L64 255ZM88 252H92V253H90V255H89ZM117 252H118V254H117ZM60 253H61V255H60ZM71 253L74 255H72ZM93 253H95V255ZM134 253L137 255L135 256ZM55 254H57V255H55ZM109 254H111V256ZM71 255H72V257H71ZM118 255H121V256L118 257ZM90 256H92V257H90ZM113 256H116V257H113ZM175 256H176V259H175ZM86 257L89 258L90 260L87 259ZM117 258H119L118 261H117ZM134 258H136V259H134ZM77 259L79 262L77 261ZM110 259H111V261L113 259V261L111 262ZM74 261H75V263H73ZM87 261L89 263H87ZM132 261H134V262H132Z\"/></svg>",
    "mask_w": 264,
    "mask_h": 264
},
{
    "label": "bare ground",
    "instance_id": "2",
    "mask_svg": "<svg viewBox=\"0 0 264 264\" xmlns=\"http://www.w3.org/2000/svg\"><path fill=\"white\" fill-rule=\"evenodd\" d=\"M208 1V0H207ZM262 1V0H261ZM176 2V1H175ZM208 2H210V0L208 1ZM219 2V1H218ZM104 3V2H103ZM10 4V3H9ZM71 4V3H70ZM218 4V3H217ZM36 5V4H35ZM11 6V5H10ZM26 6V5H25ZM31 6V5H30ZM34 6V5H33ZM74 6V5H73ZM99 6V5H98ZM61 7V6H60ZM64 7V6H63ZM11 8V7H10ZM73 8V7H72ZM99 8V7H98ZM107 8V7H106ZM2 9V8H1ZM4 9V8H3ZM8 9V8H7ZM23 9V8H22ZM25 9V8H24ZM26 9H27V7H26ZM62 9V8H61ZM105 9V8H104ZM39 10V9H38ZM37 10V11H38ZM131 10H134V9H131ZM198 10V9H197ZM20 11V10H19ZM27 11H28V9H27ZM33 11H34V9H33ZM36 11V10H35ZM73 11V10H72ZM129 11V10H128ZM173 11V10H172ZM194 11V10H193ZM8 12L9 11H7V15H8ZM124 12H126V11H124ZM133 12V11H132ZM170 12V11H169ZM16 13V12H15ZM25 14H26V12H24ZM29 13V12H28ZM128 12H126V13H124L125 15H124V17L126 18V14H127ZM174 13H177V12H174ZM173 13V14H174ZM1 14V13H0ZM5 14V13H4ZM10 14V13H9ZM21 14V13H20ZM23 14V13H22ZM21 14V15H22ZM30 14V13H29ZM50 14V13H49ZM76 14V13H75ZM81 14V13H80ZM115 13L114 12H110V13H108L107 15H109L108 17H105V16H102V17H97V16H95V15H93V14H87V15H76V16H71V18H67V20L65 21V23H67V22H69L70 24H72L73 26H74V29H72L71 30V33H69L70 35H71V40H73V41H75V42H78V43H81L84 39L86 40V38L87 39H89V42L87 43H85L86 45H84V46H81L80 44L77 46H72V50H74V51H70L69 49H68V47H69V43L68 42H64V41H58L57 40V37H52V35L53 34H55L54 32L56 31V29L52 26V25H55V23H53V21L51 20V24H50V26H47V24H45V26H44V28H43V33L44 34H42V37H43V39L44 40H39L38 38H36V36H38V35H40L41 36V34H38L37 35V33H35L36 31L38 32L39 30V28H37V30L34 28V26L36 27L37 26V23L39 22V23H41L40 22V20L36 23L35 21V24L36 25H34L33 23H32V29L34 28L36 31L35 32H33V33H35L36 34V36L35 35H33V34H30V31L29 32H27L29 29H30V26H28V30H27V28H25L24 30H20L21 29V27L23 26H21L20 27V29L19 28H17V32H18V30H20L15 36H5L4 37V35H3V37H1L0 38V138L5 142V143H10V142H12V143H14L15 145H18L19 147H20V145H24V146H30V145H32V144H34V143H38L37 141L39 140L38 138H40L41 140H39V143H41V142H43V144H44V149H45V151H49V148H50V141L51 140H54V139H60L59 140V142L61 141V145L63 144L62 143V139H65V137H66V139H70V133L69 132H72L73 131V128H76V129H78L77 128V126H74L72 129H71V127H70V125H75V124H77V119H78V117L77 116H74L75 114H70L71 115V117H72V119L71 120H69L68 119V115H67V118L65 119V122H64V120H63V122L61 121V123L60 124H57L58 122V119H57V121H55V123H53V122H49L48 120H52L53 118H58L59 116H61L62 117V115H63V113H64V111H66V110H63V109H61V108H63L64 107V105H65V103L66 102H68L69 101V95L70 94H72V86L75 88V90H76V92H77V97H75L76 96V94L74 93V97L76 98V101H77V105L75 106L76 108L78 107L79 109H80V112H79V110H77L78 112V114L79 113H81V114H79V119H80V115L82 116L83 114H84V116H85V119L86 120H89V121H91V122H89V123H92L91 125L93 126V124H94V127H98L102 122H100V120L99 119H96V115L98 116V113L97 114H95V116H93L92 115V117L90 116L91 114H93L94 113V111H93V113H89V112H91L92 110H91V108H94V107H96V102L95 103H93V106L91 105V108H90V106L87 104H84V100H86V98H91L92 100H99V98H101L100 100H99V102L101 101V103L103 104V103H105V100H104V102L102 101V98L104 99V98H106V99H109V98H107V97H105V95H103V93L101 94V91L103 92L104 91V88H105V86H103V84L105 85V83L107 84V82L109 83V82H111V83H116V82H119V81H124V86L122 85V88H125L124 90H127L128 92H129V89H130V91H133V90H137L138 88H139V86H138V84L141 82V80L143 79V77L141 78V75H140V77H137V80L140 78L141 80L138 82L137 80H135V79H133V80H135L134 82L132 81V78H131V81L132 82H130V83H132V84H130L129 83V81H127L129 78V76L130 75H135L136 76V73H138V71L139 70H137V68H135V67H131L130 65H131V63H133L132 62V60H133V56H134V58H136V56H140L141 54H139L138 53V49H140V48H143V46L145 47V48H148L149 49V51H150V56H149V58H147L148 60V63H147V65H145L146 66V68L148 69V74H149V78L150 79H148V80H150L149 82H150V94L148 93V90H147V93H148V95L149 96H151L150 98L152 99V97H157V98H159L160 99V97H165L166 96V98L167 97H169V99H172L173 101L175 100V102L177 101H179V100H182V96L183 97H186L187 96V93H186V95L184 96V95H182V93H183V91H184V93H185V90H183L182 91V93L180 92L181 91V89H180V84H182V81H185L187 78H190V76L191 75H195V73H196V68L199 66V64H198V66H197V59L195 58L193 61L195 62H190V66L189 67H187V70L185 69H181L182 71L184 70V75H181V70L179 69V67H180V64H179V58H178V60H176L175 58V60L173 59H169V61H171V63L172 64H170L169 63V71L171 70L170 69V67L172 68V70L169 72H166L168 69H166L165 67H164V65H166V64H164L165 62H166V59L169 57V56H176V54H179V53H185V51L187 52L189 49H191L192 47H196V45H194V41H197V37L196 36H194L193 34V32H194V30L195 29H197L196 27H195V29L194 28H191V27H179V28H177L176 29V31L172 34L171 32H169L168 30H167V28L165 27V25H164V23H167V22H164V20H163V17H165L164 15H162V16H159V17H162V18H160V19H158V21H157V23L155 22L153 25L152 24H150V23H147V22H145V21H143L144 19L142 18H140L141 19V21H142V23H138V22H136V21H134V19H133V17H129L127 20H125V19H116V18H113V17H115V16H111V15H114ZM123 14V13H122ZM164 14H166V13H164ZM173 14H172V17H176V15H174L173 16ZM178 14H179V12H178ZM116 15V14H115ZM167 15H168V13H167ZM193 15H194V13H193ZM0 16H2V14L0 15ZM9 16V15H8ZM15 16V18L17 17L16 16V14L14 15ZM123 16V15H122ZM122 16H120V17H122ZM179 16H180V14H179ZM7 17V16H6ZM12 17H13V15H12ZM22 17V16H21ZM21 17H19V19L21 18ZM24 17H26V16H24ZM27 17H29V18H27V19H30L31 20V22H32V20H34V19H31V17H30V15L28 16L27 15ZM34 17V16H33ZM137 17V16H136ZM139 17V16H138ZM166 17H169V16H166ZM165 17V18H166ZM172 17H169V18H172ZM3 18H5V16H3ZM10 18H11V15H10ZM14 18V17H13ZM164 18V19H165ZM177 18H179L178 16H177ZM176 18V19H177ZM9 18L7 17L6 19H5V21L6 20H8ZM18 19V18H17ZM41 19V18H40ZM44 19V18H43ZM57 19H60V18H57ZM12 20V19H11ZM21 20V19H20ZM30 20H29V22L28 21H26L25 20V18H24V22H22V24H24L25 25V21L26 22H28V23H31L30 22ZM37 20H38V18H37ZM54 20V19H53ZM125 20V21H124ZM167 20H168V18H167ZM180 20V19H179ZM1 21H2V19H1ZM3 21H4V19H3ZM4 21V22H5ZM9 21V20H8ZM47 21H49V20H47ZM166 21V20H165ZM170 21V20H169ZM19 22V21H18ZM18 22H16V23H18ZM56 22V21H55ZM164 22V23H163ZM7 24L9 23V22H6ZM6 23H4V25H5V27H6ZM194 23V22H193ZM1 24V23H0ZM21 24V23H20ZM27 24V23H26ZM3 25V26H4ZM18 25V24H17ZM34 25V26H33ZM197 25V24H196ZM199 25V24H198ZM3 26H0V27H3ZM13 26H16V25H14L13 24ZM39 26V25H38ZM10 27V26H9ZM18 27H19V25H18ZM26 27V26H25ZM193 27H194V25H193ZM198 27V26H197ZM209 27H211L210 25H209ZM11 28V27H10ZM15 28L16 27H14V32H16L15 31ZM23 28V27H22ZM201 28V27H200ZM199 28V29H200ZM1 29V28H0ZM3 29V28H2ZM6 29V28H5ZM4 29V30H5ZM8 30H9V28H8ZM27 30V31H26ZM3 30H1V32H2ZM13 31H10V32H13ZM48 31H50V32H48ZM57 31H61L60 29H57ZM201 31V29L199 30V32ZM215 31V27H213V31L212 32H214ZM0 32V33H1ZM32 32V31H31ZM40 32V31H39ZM63 32H65L64 30H63ZM202 32V31H201ZM200 32V33H201ZM210 32V31H209ZM8 33H9V31L7 32V33H4L5 35L7 34L8 35ZM29 33V34H28ZM196 33H198V31L196 30ZM217 33V32H216ZM1 34H3V32L1 33ZM15 34V33H14ZM199 34V33H198ZM213 34H215V33H213ZM212 34V35H213ZM197 35V34H196ZM218 35V34H217ZM2 36V35H1ZM86 36V37H85ZM196 38V40L194 39V37ZM198 36V35H197ZM200 36V35H199ZM210 36V39H208V41L207 40H205L207 43V45L210 43L209 42V40H211L212 38H211V34L209 35ZM35 37V38H34ZM201 37V36H200ZM205 37H206V35H205ZM204 36H203V38H205ZM222 38V37H221ZM236 39V38H235ZM200 40H201V38H200ZM205 41H204V43H205ZM243 41H245V40H243ZM55 42V44L57 43H64L65 45L63 46V48L62 49H60V50H58V49H56V48H58V47H60V45L58 46L57 44H56V46H58V47H56L54 44H52V43H54ZM71 42V41H70ZM201 42H203V41H201ZM209 42V43H208ZM218 42V41H217ZM230 42V41H229ZM235 42V41H234ZM239 42V41H238ZM246 42V41H245ZM198 43H199V41H198ZM204 43H202V44H204ZM215 42H213V44H214ZM229 44V43H228ZM246 44V43H245ZM250 44H251V42H250ZM249 44V45H250ZM194 45V46H193ZM198 45V44H197ZM220 45V44H219ZM224 45H226V44H224ZM256 45V44H255ZM254 45V46H255ZM260 45V44H259ZM205 46V45H204ZM218 46V45H217ZM220 46H222L221 48L223 49V48H225L223 45H220ZM227 46V45H226ZM233 46H235V45H233ZM237 46V45H236ZM251 46V45H250ZM199 47L201 48L202 46H200V44H199ZM199 47H197L196 48V52H199V51H201L200 49H199ZM210 47V46H209ZM239 47V46H238ZM247 47V46H246ZM204 48V47H203ZM206 48V47H205ZM221 48L219 49V46H218V49L219 50H221ZM228 47H226V49H227ZM232 48V47H231ZM252 48V47H251ZM255 48H257V47H255ZM193 49V48H192ZM232 49H234V51H236V49L235 48H232ZM262 49V48H261ZM141 50V49H140ZM145 50V49H144ZM193 50H195V49H193ZM208 51H210V53H208L209 55H211V50H209V49H207ZM215 50V49H214ZM246 50V49H245ZM244 50V51H245ZM255 50H257V49H255ZM258 50H260L259 48H258ZM191 51V50H190ZM190 51H188V52H190ZM204 51V50H203ZM216 51V50H215ZM215 51H213L214 53H215ZM225 51V52H224ZM233 51V50H232ZM231 51V54L234 52H232ZM247 51H249V50H247ZM247 51H245V52H247ZM250 51H252V50H250ZM253 51H254V49H253ZM140 52H142V51H140ZM144 52V51H143ZM186 53V55H188V56H186V58L187 57H189V55L190 54H192V52H190V53ZM195 52V51H194ZM202 52V51H201ZM200 52V53H201ZM218 52H220L221 54L224 52V53H226V52H228V50L226 51V50H223V52L222 51H218L217 50V53ZM240 52H242L241 50H240ZM257 51H255V53L254 54H257L256 53ZM260 52H262L261 50H260ZM181 53V54H182ZM207 53H206V55H207ZM230 53V52H229ZM229 53L227 54L229 57H232L231 55H229ZM244 53V52H243ZM248 53V52H247ZM252 53V52H251ZM250 53V54H251ZM143 54H145V53H143ZM143 54H142V56H143ZM194 55L196 54V53H193ZM203 54V53H202ZM201 54V55H202ZM234 54V53H233ZM238 54V53H237ZM258 54H259V52H258ZM22 55H27L29 58H27L29 61H33V62H39V64L40 65H42L43 66V64L45 65H47L48 66V68L50 67V69H52V70H54L55 72V74L53 73V74H48V76L49 77H51V76H59L60 77V75H61V78H60V80H56V84H54L53 86L52 85H50V87H45L44 85V87L46 88V90L45 91H47V95L46 94H43L42 92V94H41V96H34L33 94V96H30V94L28 95L27 93H25V91H26V89H25V87L23 88V89H25L24 91L22 90V89H19L16 85H14L13 84V82H12V80L14 81L15 79V77L16 76H18V74H16L15 75V71H17L18 70V68L17 69H12L11 70V65H12V63H13V61L14 62H18V60L17 59H19L20 61H22L21 59H23L21 56ZM193 55V56H194ZM197 55V54H196ZM200 54L198 53V56H199ZM200 55V56H201ZM209 55H207L208 57H211V56H213V53H212V55L211 56H209ZM226 55V54H225ZM242 55H244V54H242ZM252 55V57H253V54H251ZM138 56V57H139ZM192 56V57H193ZM199 56V57H200ZM206 56V57H207ZM217 56V58L215 59V60H212L211 58H208V59H210L208 62H211V60L212 61H214V62H216V60L218 59V54L216 55ZM215 56V57H216ZM181 57V56H180ZM184 57V55L182 56V58ZM248 57V59H249V56H247ZM251 56H250V58H252ZM262 57V56H261ZM261 57L260 58H258V59H261ZM264 57V56H263ZM140 58V57H139ZM181 58V59H182ZM205 58V57H204ZM213 58H214V56H213ZM233 58V57H232ZM142 59V58H141ZM193 58H191V56H190V59L188 60V59H186V61L188 60V61H190V60H192ZM207 59V60H208ZM228 59V58H227ZM230 59V58H229ZM254 59H256V60H258L257 58H254ZM253 59V60H254ZM15 60H17V61H15ZM135 60V59H134ZM133 60V61H134ZM136 60H137V58H136ZM136 60H135V62H136ZM140 60V59H139ZM138 60V61H139ZM231 60V59H230ZM250 60V59H249ZM26 62H27V60H25ZM25 61H23V62H25ZM142 61V60H141ZM147 61H145V62H147ZM183 61H184V58H183ZM225 61V62H224ZM223 61V65H220L219 63H216V64H218V65H220V67L218 68V69H220L221 68V66H223L224 67V63L226 64L227 62H229V61H227V60H224ZM227 61V62H226ZM232 61V60H231ZM231 61L229 62V63H231ZM234 61H236L237 62V60L236 59H234ZM239 61H240V59H239ZM238 61V62H239ZM263 61H264V59H263ZM23 62H19V64L20 65H22L23 64ZM25 62V63H26ZM143 62V61H142ZM168 62V61H167ZM166 62V63H167ZM180 62H182L181 60H180ZM237 62V63H238ZM252 62V61H251ZM254 63H258V61H253ZM261 62V61H260ZM24 63V64H25ZM27 63H29V62H27ZM26 63V64H27ZM31 63V62H30ZM189 63V62H188ZM207 63V62H206ZM220 63H222V61L220 62ZM241 63V62H240ZM247 63V65L248 66H250V64H248V61L246 62ZM246 63H245V65H246ZM250 63V62H249ZM254 63H251V65L252 64H254ZM264 63V62H263ZM14 65L16 64V63H13ZM18 64V63H17ZM26 64H25V67H27L26 66ZM38 64V65H39ZM168 64V63H167ZM186 65H187V62L185 63ZM195 64V65H194ZM201 64V63H200ZM208 64V63H207ZM212 64H214V63H212ZM212 64H209V66H211ZM216 64H214L215 65V67H216ZM261 64V63H260ZM260 64H259V66H260ZM33 65V64H32ZM31 65V66H32ZM134 65H137V67H138V69L140 68L139 66L140 65H138V63L137 64H134ZM184 65V64H183ZM185 65V66H186ZM214 65H213V69L210 67V70L212 69V71L213 70H215V69H217V68H215L214 67ZM229 64L227 63V67H224L225 69H229V68H231V67H229L228 66ZM247 65H246V68H248L247 67ZM258 65V64H257ZM261 65H264V64H261ZM23 67H24V65H22ZM46 66V67H47ZM142 66V65H141ZM188 66V65H187ZM196 66V67H195ZM201 66H202V64H201ZM201 66L199 67V69L201 70ZM205 66H206V64H205ZM226 66V65H225ZM259 66H255V68H258ZM18 67H19V65H18ZM29 67H30V65H29ZM28 67V68H29ZM33 67V66H32ZM44 67V66H43ZM43 67H41V68H43ZM195 67V68H194ZM218 67V66H217ZM234 68H236L235 66H233ZM237 67H238V64H237ZM240 67V66H239ZM241 67H242V65H241ZM245 67V66H244ZM252 67H253V65H252ZM263 67V66H262ZM13 68V67H12ZM27 68V71L29 70ZM39 68V67H38ZM41 68H39V69H41ZM145 68V67H144ZM145 68V69H146ZM184 68V67H183ZM204 68V67H203ZM202 68V70H203V72H204V69ZM207 68H209V67H207ZM206 67H205V69H207ZM215 68V69H214ZM234 68H233V71H234ZM243 68V67H242ZM241 68V69H242ZM254 68V67H253ZM254 68V69H255ZM260 68H261V66H260ZM264 68V67H263ZM20 69V68H19ZM146 69V70H147ZM232 69V68H231ZM239 69L240 68H238V71H239ZM240 69V70H241ZM249 69V68H248ZM250 69H251V67H250ZM262 69V68H261ZM24 70V69H23ZM145 70V71H146ZM195 70V71H194ZM201 70V71H202ZM209 70V71H210ZM221 70V69H220ZM236 70V69H235ZM243 70V69H242ZM247 70V69H246ZM245 70V71H246ZM252 70V69H251ZM258 70V69H257ZM256 70V71H257ZM260 70V69H259ZM258 70V71H259ZM34 72V71H36V70H31V72ZM38 71V70H37ZM37 71H36V73H37ZM40 71V70H39ZM46 71V70H45ZM144 71V72H145ZM208 71V72H209ZM237 71V70H236ZM244 71V70H243ZM242 71V73H244ZM257 71V72H258ZM261 72H262V74L264 73L262 70H260ZM260 71L257 73V74H259L260 73ZM53 72V71H52ZM141 73H142V71H140ZM147 72V71H146ZM193 72H195L194 74H193ZM205 72H207V71H205ZM217 72V71H216ZM224 72H226L225 70H223V71H218V73H216V74H214V71L211 73V71H210V79L211 80H209L211 83H213L212 85H208L207 86V90L206 91H202L201 90V92H200V94L202 95V94H204L205 96L207 95V96H210V95H212L213 93H214V88H216L217 87V83L220 81V80H222V76H223V73ZM231 72V71H230ZM229 72V73H230ZM241 72V71H240ZM239 72V73H240ZM247 72L249 73L250 71H248L247 70ZM246 72V77H249L250 75L248 74ZM27 73V72H26ZM35 73V72H34ZM39 73V72H38ZM42 73H44V72H42ZM229 73H227V74H229ZM252 73V72H251ZM41 74V73H40ZM183 74V73H182ZM198 74V73H197ZM196 74V75H197ZM209 74V73H208ZM226 74V75H227ZM237 75H238V73H236ZM247 74L249 75V76H247ZM253 74V73H252ZM255 74V73H254ZM262 74L259 76V77H261L262 76ZM21 75H22V73H21ZM27 75V74H26ZM33 74H31V78L33 77L32 76ZM44 75H47V73L46 74H44ZM134 75H133V77H134ZM200 75H201V73H200ZM203 75V74H202ZM231 75V74H230ZM256 75V74H255ZM255 75H251V77L252 76H255ZM264 75V74H263ZM28 76H30V75H28ZM35 76V75H34ZM37 76H39V74L37 75ZM36 76V77H37ZM138 76V75H137ZM199 76V75H198ZM197 76V77H198ZM205 76H206V73H205ZM234 76H236V75H234ZM233 76V77H234ZM241 76V75H240ZM258 76H256V77H258ZM25 77H27V76H25ZM44 76H42V78H43ZM145 77H147V74H146V76ZM195 77V76H194ZM204 77V76H203ZM207 77L208 76H206V79H207ZM229 77V76H228ZM237 77V79L239 78V76H236ZM251 77H249L248 79H249V82L252 80V78ZM264 77V76H263ZM262 77V78H263ZM19 78V77H18ZM30 78V77H29ZM29 78H28V80H29ZM34 78V77H33ZM41 78V77H40ZM41 78V79H42ZM126 78H127V80H126ZM183 78H185V80H182ZM202 78V77H201ZM205 78V77H204ZM203 78V79H204ZM245 78V77H244ZM251 78V79H250ZM20 79V78H19ZM21 79H23V76H22V78ZM37 79H38V77L36 78V81H37ZM44 79V78H43ZM49 79V78H48ZM52 79H54V78H52ZM191 79V78H190ZM192 79H194L193 77H192ZM197 79V78H196ZM229 79V78H228ZM236 79V78H235ZM240 79V78H239ZM238 79V80H239ZM247 79V78H246ZM248 79L247 80H245V81H247L248 82ZM254 79V78H253ZM33 80V79H32ZM35 80V79H34ZM144 80V79H143ZM199 80V79H198ZM197 80V81H198ZM240 80H242V78L240 79ZM244 80V79H243ZM242 80V81H243ZM256 80H257V78H256ZM22 81V80H21ZM23 81H25V80H23ZM22 81V82H23ZM44 82L46 81V80H43ZM47 81H49V80H47ZM53 81H55V80H53ZM126 81H127V83H126ZM145 81V80H144ZM193 81V80H192ZM205 81H207V80H205ZM204 81V82H205ZM224 81H225V79H224ZM255 81V80H254ZM17 82V81H16ZM21 82V83H22ZM30 82V81H29ZM33 82V81H32ZM186 82H188V81H186ZM196 82V81H195ZM226 82V81H225ZM238 81H235V84L237 83ZM244 82V81H243ZM252 82V81H251ZM259 82V81H258ZM20 83V84H21ZM31 83V82H30ZM37 83H39V82H37ZM42 83V82H41ZM41 83H39V84H41ZM110 83V86L112 85ZM128 83L130 84V86H127L128 85ZM175 83V85H177V88L174 86V88H173V85L172 84H174ZM185 83V82H184ZM183 83V84H184ZM189 83V82H188ZM187 83V84H188ZM221 83V82H220ZM246 83V82H245ZM244 83V84H245ZM263 83V82H262ZM17 84V83H16ZM18 84H19V81H18ZM35 84H36V82H35ZM50 84V83H49ZM117 84V83H116ZM141 84V83H140ZM144 84H145V82H144ZM149 84V83H148ZM187 84H186V88L185 87H181L182 89L183 88H185L186 89V91H190L189 90V88H190V84L191 83H189V85L187 86ZM209 84V83H208ZM235 84H233V85H235ZM238 84V83H237ZM240 84H241V82H240ZM239 84V85H240ZM243 84V83H242ZM253 84V83H252ZM251 84V85H252ZM261 84V83H260ZM260 84L258 85V86H260ZM47 85H48V83H47ZM193 86H194V84H192ZM206 84L204 83V86H205ZM239 85H236V86H234V87H239ZM251 85L249 86V87H251ZM21 86H24V85H21ZM21 86H19V87H21ZM42 86V85H41ZM40 86V87H41ZM52 86V87H51ZM108 86V85H107ZM109 86V87H110ZM114 86V85H113ZM144 86V85H143ZM200 86H201V84H200ZM221 86H223V85H221ZM220 86V87H221ZM246 86H247V83H246ZM245 85H244V87H246ZM255 86H257L256 84H255ZM120 87V86H119ZM187 87H188V90H187ZM197 87V86H196ZM220 87H218V88H220ZM237 87V88H238ZM263 87V86H262ZM36 89L35 90H37L38 88L37 87H35ZM127 88V89H126ZM201 88V87H200ZM199 88V89H200ZM205 88V87H204ZM222 88V87H221ZM220 88V89H221ZM223 88H224V86H223ZM223 88H222V91H223ZM227 88V90H228V87H226ZM252 88V87H251ZM258 88L259 87H257V90H258ZM40 89H44V88H40ZM112 89H113V87H112ZM132 89V90H131ZM147 89V88H146ZM145 89V90H146ZM176 89H177V91H176ZM191 89V88H190ZM197 88H195V86H194V88H193V90H196ZM199 89H198V91H199ZM202 89H203V87H202ZM220 89H219V94L218 95H220L222 92L220 91ZM234 89H236V88H234ZM244 89V88H243ZM250 89V88H249ZM263 89H264V87L261 89L262 91H263ZM29 90V89H28ZM31 90L33 91V89L31 88ZM107 91H108V89H106ZM121 91H122V89H120ZM124 90H123V92H124ZM192 90V89H191ZM204 90V89H203ZM260 90V89H259ZM109 91H111V90H109ZM144 91V90H143ZM142 91V92H143ZM179 91V92H178ZM226 91V90H225ZM232 91H233V88H232ZM237 90H235V92H236ZM240 91H241V89H240ZM243 91V90H242ZM253 91H254V89H253ZM27 92V91H26ZM105 92V91H104ZM193 92V91H192ZM195 92V91H194ZM197 92V91H196ZM221 92V93H220ZM227 92V91H226ZM229 92H231V90L229 91ZM235 92H234V94H235ZM238 92V91H237ZM243 92H245V89H244V91ZM243 92H241V94L243 93ZM249 92V91H248ZM248 92H246V94L248 93ZM36 93H38V92H36ZM98 93H100L101 95H103L102 97H99L98 99L96 98L97 96H98ZM114 93V92H113ZM112 92H111V94H113ZM119 93V92H118ZM120 93H122V92H120ZM119 93V94H120ZM126 93V92H125ZM135 93V92H134ZM133 93V94H134ZM137 93H138V91H137ZM197 93H199V92H197ZM224 93V92H223ZM222 93V94H223ZM240 92H238L237 93V95L239 94ZM250 93L251 92H249V95H250ZM255 93V92H254ZM256 93H257V91H256ZM264 93V92H263ZM40 94V93H39ZM38 94V95H39ZM110 94V95H111ZM116 94V93H115ZM118 94V95H119ZM129 94V93H128ZM127 94V95H128ZM146 94V93H145ZM145 94H142L141 93V95L143 96H145ZM193 94H195V93H193ZM221 94V95H222ZM224 94H226V93H224ZM228 94H230V93H228ZM234 94H232L233 96H234ZM260 93L258 92V94H257V96L259 95ZM42 95H44V97L42 96ZM97 95V96H96ZM100 95V96H101ZM109 95V97H114V95H111L110 96ZM117 95V94H116ZM115 95V96H116ZM117 95V96H118ZM125 94H123L122 96H124ZM126 95V96H127ZM130 95V94H129ZM137 95V94H136ZM215 95V94H214ZM218 95L216 96L217 98H218ZM252 95V94H251ZM264 95V94H263ZM131 96H133V95H131ZM130 96V97H131ZM139 96V95H138ZM146 96H147V94H146ZM223 96L224 95H222V98H223ZM230 96H231V94H230ZM235 96H236V94H235ZM256 95H255V98L257 97ZM47 97V98H46ZM72 97V96H71ZM121 97V96H120ZM129 97V96H128ZM127 97V98H128ZM192 97V96H191ZM225 97H227V95H225ZM224 97V98H225ZM243 97V99L245 98V95L243 94V96H241V98ZM16 98H17V100H16ZM115 98L116 97H114V99H112V102H114L115 101ZM133 98H137V97H135V95L133 96ZM133 98H128V99H126L128 102L129 101H131L132 102V100H129V99H133ZM141 98V97H140ZM144 99H146L147 101H149V97H148V99L147 98H145V97H143ZM165 98V99H166ZM187 98V97H186ZM189 98H190V96H189ZM188 98V99H189ZM208 98V97H207ZM212 98V97H211ZM220 98H221V96H220ZM221 98V99H222ZM224 98H223V100H224ZM230 98H232V97H230ZM236 98V97H235ZM238 98V97H237ZM251 98V97H250ZM252 98H254L253 97V95H252ZM251 98V99H252ZM254 98V99H255ZM259 98V97H258ZM262 98V97H261ZM260 98V99H261ZM155 99V98H154ZM164 99V100H165ZM191 99H193V98H191ZM199 99V98H198ZM220 99V100H221ZM227 99H228V97H227ZM226 98H225V100L224 101H226L227 100ZM249 99V98H248ZM263 99V98H262ZM114 100V101H113ZM116 100H117V98H116ZM124 100H125V98H124ZM141 100V99H140ZM145 100V101H146ZM158 100V99H157ZM156 100V101H157ZM167 100V99H166ZM190 100V99H189ZM201 100H202V98H201ZM222 100V101H223ZM234 100V99H233ZM241 100V99H240ZM239 99H238V101L239 102H241ZM244 100H247V98L246 99H244ZM122 101V97H121V99H120V102ZM135 101V100H134ZM134 101L132 102V106H133V103H134ZM144 101V102H145ZM152 101L154 102L155 100H153L152 99ZM155 101V102H156ZM183 101V100H182ZM223 101V102H224ZM230 101H231V103H232V100L230 99ZM234 101H236V102H234ZM233 101V103H237V100L235 99ZM250 101V100H249ZM255 101H257V99L255 100ZM258 101H261V100H259L258 99ZM254 102V103H256V105L255 106H257V104H260V102ZM73 102H74V98H73ZM86 102V101H85ZM91 102V101H90ZM107 102H109V101H107ZM106 102V103H107ZM110 102H111V100H110ZM111 102V103H112ZM120 102H116L117 103V105H118V103H120ZM123 102V101H122ZM121 102V103H122ZM136 102V101H135ZM140 103H142V101H139ZM149 102H151V100L149 101ZM149 102H147V104L149 103ZM164 102V101H163ZM168 102H171V100L170 101H167V102H165V105H167V103ZM183 102H185V103H189V102H187L186 101V99H185V101H183ZM191 102V101H190ZM216 102H221V101H219V98H218V101H217V99H216ZM223 102L222 103H220L219 104V109H220V107H221V104H223ZM227 102V101H226ZM244 104L246 103V106H247V102H248V100L247 101H242ZM242 102L240 103V104H242ZM75 103V102H74ZM101 103H99V107L98 108H100V104ZM125 103V102H124ZM138 103V102H137ZM137 103H134L135 105L137 104ZM174 103V102H173ZM172 103V105H174ZM179 103V102H178ZM177 103V104H178ZM180 103H181V101H180ZM192 103V102H191ZM230 102H229V104H231ZM248 103H250V102H248ZM7 104V107H5V105ZM69 104V103H68ZM67 104V105H68ZM73 104V103H72ZM91 104V103H90ZM108 104V103H107ZM114 105L113 106H115V103H113ZM123 104V103H122ZM126 104H127V102H126ZM156 104V103H155ZM161 104L163 105L164 103H162L161 102ZM160 104V106H161V108H160V106H156V107H158V108H160V109H162V105ZM194 104V101H193V103H192V105ZM217 103H215V105H216ZM225 104H227V103H225ZM228 104V105H229ZM234 104V105H235ZM237 104H239V103H237ZM239 104V107L240 106H242V105H240ZM253 104V102L251 103V105ZM106 105V104H105ZM117 105H116V108H117ZM121 104H119V106H120ZM125 105V104H124ZM149 105V104H148ZM151 105H154V104H151ZM151 105H149V108H151L150 106ZM169 105V104H168ZM167 105V107H169ZM180 105V104H179ZM181 105H184V103L183 104H181ZM186 105V104H185ZM210 105H212V104H210ZM224 105V104H223ZM223 105H222V108H223ZM233 104H232V106H234ZM251 105H249L248 104V107L249 106H251ZM86 106H87V108H86ZM102 106V105H101ZM110 106V105H109ZM126 106H128V105H126ZM131 106V105H130ZM131 106V107H132ZM141 106H142V104H141ZM238 106V105H237ZM255 106H253L252 108H254ZM262 106V105H261ZM5 107V108H4ZM66 107H69V106H66ZM74 107V108H75ZM112 107V106H111ZM110 107V108H111ZM120 107H122V106H120ZM120 107H118V108H120ZM124 107V106H123ZM134 107V106H133ZM136 107V106H135ZM172 107V106H171ZM174 107H175V105H174ZM173 107V108H174ZM186 106H183L182 107V109L183 108H185ZM211 107V106H210ZM236 106H234V108H235ZM243 107L244 106H242L241 108L243 109ZM248 107H246V108H248ZM76 108H75V110H76ZM77 108V109H78ZM107 108H109L108 106H107ZM113 108V107H112ZM115 108V107H114ZM114 109V110H117V109ZM125 108V107H124ZM122 108V110H127V108H130L129 106L127 107V108ZM143 108H145V107H143ZM155 108V107H154ZM157 108V110H156V112L157 111H159L160 109H158ZM177 108V107H176ZM176 108H174V109H176ZM193 108V107H192ZM209 108V107H208ZM207 108V109H208ZM212 108H213V106H212ZM211 108V109H212ZM234 108H233V111H234ZM64 109H67V108H65L64 107ZM103 108H101L99 111H101ZM132 110H133V108H131ZM130 109V110H131ZM135 110L137 109L138 110V107L137 108H134ZM152 109H153V106H152ZM152 109H151V112H152ZM167 109V108H166ZM178 110H176L175 111V113H177V111L179 112V108H177ZM196 109V108H195ZM210 109V110H211ZM258 109V108H257ZM257 109H256V111H257ZM264 109V108H263ZM62 110H63V113H62V115H60L61 113L60 112H62ZM68 110V109H67ZM95 110V109H94ZM129 110V109H128ZM136 110V111H137ZM147 110H150V109H148L147 108ZM171 110V112L172 111H174L173 109H170ZM200 110V109H199ZM214 110V109H213ZM218 110V109H217ZM217 110H215V111H212L213 113L214 112H218ZM223 110H225V109H223ZM222 110V111H223ZM232 110V109H231ZM230 110V113L232 114L233 112ZM74 111V110H73ZM96 111V110H95ZM105 110H103V112H104ZM111 111V110H110ZM121 111V110H120ZM119 111V109H118V113L120 112ZM144 111V110H143ZM162 111H164V109H162ZM165 111H168V110H165ZM187 110H185V112H186ZM190 111V110H189ZM193 111V110H192ZM206 111V110H205ZM208 111V110H207ZM207 111H206V113H207ZM222 111H221V114H224V111H223V113H222ZM237 111H239V108H238V110ZM251 111V113L253 112L252 110H250ZM23 112H25V113H27V122H25V124H24V126H22L21 127V120H22V117H21V115H17V114H21V113H23ZM112 112V111H111ZM114 112V111H113ZM116 112V113H117ZM122 112V111H121ZM120 112V113H121ZM130 112V111H129ZM137 112H139V111H137ZM155 112V111H154ZM153 112V113H154ZM201 112H202V108H201ZM225 112H227V111H225ZM240 112H242L241 111V109H240ZM249 112V111H248ZM260 112V111H259ZM70 113V112H69ZM73 113H75V112H73ZM100 113H102V111L100 112ZM99 113V114H100ZM106 113H107V111H106ZM108 113H110V112H108ZM117 113V114H118ZM119 113V114H120ZM124 113L126 114V112L124 111ZM123 112L121 113V114H124ZM167 113H169V112H167ZM166 113V114H167ZM172 113H174V112H172ZM174 113V114H175ZM182 113H184V112H182ZM189 112H186V115H185V113H184V115H182V116H180V118L181 117H185V116H187V114H188ZM198 113H200V112H198ZM205 113V114H206ZM212 113V114H213ZM229 113V112H228ZM243 113V112H242ZM262 113V112H261ZM116 114V115H117ZM124 114V115H125ZM141 114V113H140ZM147 114V113H146ZM145 114V115H146ZM156 114V115H155ZM164 114V113H163ZM180 114H181V112H180ZM190 114V113H189ZM210 114V113H209ZM238 114V113H237ZM244 114V113H243ZM246 114H248L247 112H246ZM77 115V114H76ZM105 115V114H104ZM115 115V116H116ZM128 114H126V116H127ZM130 115V114H129ZM133 115H138L139 117H140V115L139 114H132V116H130L132 119H133ZM144 115V114H143ZM149 115H155V118L154 119H156V117L157 116H161V112H158V113H154V114H149ZM168 115H170V113L169 114H167V116ZM173 115V114H172ZM202 115H204V114H202ZM208 115V114H207ZM214 115V114H213ZM225 115V114H224ZM228 115V114H227ZM251 115V114H250ZM249 115V116H250ZM65 116V115H64ZM109 116V115H108ZM114 116V117H115ZM159 116V118H163V117H160ZM163 116H165V120L167 119V117H166V115H163ZM190 116V115H189ZM188 116V117H189ZM200 116H201V114H200ZM219 116L221 117V115L219 114ZM242 116V115H241ZM245 116V115H244ZM259 116V115H258ZM257 116V117H258ZM263 116V115H262ZM44 117H46V118H48L47 119V121L46 122H44V121H42V118H44ZM74 117H76V119H73ZM99 117V116H98ZM97 117V118H98ZM107 117V116H106ZM125 117V116H124ZM129 117V118H130ZM150 117V116H149ZM169 117V116H168ZM197 117V116H196ZM206 117H208V116H206ZM216 117H218V116H216V114H215V119H216ZM238 117H240L239 115H238ZM243 117V116H242ZM26 118V117H25ZM84 117H82V119H83ZM112 117H110V119H111ZM117 118V117H116ZM116 118H114L115 119V121L114 122H112L111 123V121H110V124L109 125H107V126H105L104 128L102 127V130L100 131V128H99V131L101 132H99L98 131V134L99 135H101L100 136V138H98L97 136H96V134H95V131L94 130H96L95 128H93L92 129V127L90 128V124H89V129H90V131L88 132L87 131V129H86V131H87V133L86 134H84L83 132H77L79 135L78 136H80V137H84V138H82L83 140L79 143V146H78V144L76 145V146H78L77 147V149H76V151H72L68 156H67V160H69V161H72V160H74V159H79V161H81V160H86V161H90L91 163H95L94 165H97V160H99L100 161V159H101V157H102V155H103V153L104 152H99V150H100V148H102L103 149V146H108L107 145V143H108V141L110 142V143H112V142H114L113 140L111 141V137L115 134H113L111 137L109 136V138H105L104 136H107V135H109V134H111L110 132H112V130H116V128H117V122H116ZM125 118H127V117H125ZM129 118H127V120L129 119ZM138 118V117H137ZM146 118V117H145ZM151 118L152 117H150L149 119L151 120ZM159 118H157V120L159 119ZM171 118H172V116H171ZM187 118V117H186ZM191 118V117H190ZM199 118V117H198ZM203 118V117H202ZM226 118H227V116H226ZM251 119H253V118H255V117H250ZM64 119V118H63ZM68 119V120H67ZM78 119V120H79ZM122 119H124L123 118V116H122ZM142 119V118H141ZM147 119V118H146ZM145 119V120H146ZM164 119V118H163ZM173 119V118H172ZM200 119V118H199ZM204 119H206V118H204ZM204 119H203V122H204ZM218 119V118H217ZM223 119V118H222ZM235 119V118H234ZM81 120V119H80ZM86 120H85V122H86ZM118 120H119V118H118ZM127 120H126V124H129V122L127 123ZM130 120V119H129ZM136 120H138V119H136ZM160 120V119H159ZM169 120H171V119H169ZM175 120V119H174ZM194 120H195V117H194ZM193 120V121H194ZM224 120H225V116H224ZM229 120V119H228ZM228 120H226V121H228ZM231 120V119H230ZM248 120V119H247ZM59 121H60V118H59ZM113 121V120H112ZM121 121H123V120H121ZM141 120H139V121H137V122H140ZM180 121H182V118L180 119ZM183 121H184V119H183ZM182 121V122H183ZM187 121V120H186ZM190 121V120H189ZM196 121H197V119H196ZM200 121V120H199ZM212 121V120H211ZM221 121V120H220ZM226 121H225V123H226ZM255 121V120H254ZM257 121V120H256ZM57 122V123H56ZM148 122V121H147ZM150 122H152V121H150ZM161 120L159 121V123H160V125H162L161 124ZM175 122V121H174ZM215 122V121H214ZM218 122V121H217ZM223 122V121H222ZM248 122V121H247ZM79 123V122H78ZM145 123H146V121H145ZM154 123H155V120H154ZM157 123V122H156ZM164 123V122H163ZM168 123H172V122H170V121H168ZM167 123V124H168ZM188 123V122H187ZM192 123V122H191ZM191 123H189L190 125H191ZM234 123V122H233ZM237 123H240V122H238L237 121ZM244 123V122H243ZM23 124V123H22ZM39 124H41V125H43V129H46V132H39L38 133V130H34L33 128L35 127V126H37V125H39ZM119 124V123H118ZM140 124H141V122H140ZM139 124V125H140ZM144 124V123H143ZM177 124V123H176ZM179 124V123H178ZM183 124L184 123H182L181 125L183 126ZM186 124V123H185ZM193 124V123H192ZM196 124V123H195ZM201 124H203V123H200V125L199 126H201ZM214 124V123H213ZM212 124V125H213ZM227 124H229V123H227ZM20 125V126H19ZM122 125V124H121ZM159 125V124H158ZM158 125H156V126H158ZM169 125V124H168ZM173 125V124H172ZM209 125V124H208ZM207 125V126H208ZM217 125H218V123H217ZM249 125H251L250 123H249ZM65 126H66V128H65ZM68 126L70 127V129H71V131H69V132H67L66 130H68L69 128H68ZM124 126H125V124H124ZM142 127H144L143 125H141ZM149 126H152L151 125V123H150V125ZM175 126V125H174ZM186 126V125H185ZM184 126V127H185ZM189 126V125H188ZM196 126V125H195ZM205 126V125H204ZM116 127V128H115ZM136 127H138V130L141 128H139V126H137L136 125ZM146 127H148L147 125H146ZM187 127V126H186ZM193 127H194V125H193ZM220 127H221V124H220ZM222 127H223V124H222ZM234 127V126H233ZM232 127V128H233ZM131 128V127H130ZM145 128V127H144ZM149 128V130L147 131V132H149L150 131V127H148ZM168 128V127H167ZM167 128H166V130H167ZM183 128V127H182ZM191 128V127H190ZM199 128V127H198ZM202 128V127H201ZM204 128H206V127H204ZM237 128V127H236ZM249 128H251V127H249ZM88 129V130H89ZM132 129V128H131ZM147 129V128H146ZM154 129V128H153ZM171 129V128H170ZM188 129V128H187ZM195 129V128H194ZM194 129H193V131H194ZM156 130V129H155ZM212 130V129H211ZM242 130V129H241ZM54 131V132H53ZM56 131V132H55ZM67 132V134L69 135H67L66 136V132ZM85 131V132H86ZM134 131H136V129L134 130ZM143 132L145 131V130H142ZM152 132H153V130H151ZM158 131H160V130H158ZM183 131V130H182ZM186 131V130H185ZM191 131V130H190ZM196 131H197V128H196ZM196 131H195V133H196ZM207 130H205V132H206ZM236 131V130H235ZM246 131V130H245ZM30 132H31V134H30ZM96 132H97V130H96ZM117 132V131H116ZM121 132V131H120ZM130 132L131 131H129V134H130ZM133 132V131H132ZM140 131H138V133H139ZM146 132V133H147ZM157 132V131H156ZM168 132V131H167ZM239 132V131H238ZM38 133V134H37ZM56 133H57V136H51V135H56ZM113 133V132H112ZM119 133V132H118ZM117 133V134H118ZM125 133V132H124ZM137 133V132H136ZM136 133L134 132L133 134H135V136H136ZM145 132H144V134L146 135V137H147V135L149 136V134H146ZM151 133V132H150ZM161 133V132H160ZM159 133V134H160ZM181 133V132H180ZM187 133V132H186ZM188 133H190V132H188ZM204 133V132H203ZM209 133V132H208ZM230 133V132H229ZM253 133V132H252ZM5 134V135H4ZM97 134V135H98ZM122 134V133H121ZM127 134V133H126ZM132 134V135H133ZM155 134V133H154ZM154 134L152 133V136H154ZM174 134V133H173ZM194 134V133H193ZM225 134H227V133H225ZM235 134V133H234ZM234 134H232V136H234ZM77 135V134H76ZM93 135H94V137H93ZM119 136H120V134H118ZM123 135V134H122ZM132 135H130V136H132ZM143 135V134H142ZM156 135H157V133H156ZM176 135H178V134H176ZM182 135H183V133H182ZM182 135H180L179 137L181 138V136ZM187 135V134H186ZM239 135V134H238ZM95 136H96V138H95ZM134 136V135H133ZM138 136V135H137ZM144 136V135H143ZM151 136V135H150ZM150 136H149V139H150ZM151 136V137H152ZM187 136H189V135H187ZM193 136V135H192ZM202 136V135H201ZM262 136V135H261ZM52 137V138H51ZM68 137V138H67ZM116 137H117V135L115 136V139H116ZM125 138H126V136H124ZM123 137V138H124ZM128 137V136H127ZM138 137H140V136H138ZM142 137V136H141ZM157 137H159V135L157 136ZM191 137V136H190ZM199 137V136H198ZM210 137H212V136H210ZM54 138V139H53ZM75 138H76V136H75ZM98 138V139H97ZM113 138H114V136H113ZM119 138V137H118ZM120 138H122L121 136H120ZM133 138H135V137H133ZM144 138V137H143ZM173 138V137H172ZM172 138H171V140H172ZM176 138V140H177V137H175ZM187 138V137H186ZM193 138V137H192ZM194 138H195V136H194ZM231 138V137H230ZM42 139H43V141H42ZM65 139V140H66ZM79 139V138H78ZM109 139V140H108ZM128 139V138H127ZM142 139V138H141ZM141 139H139L140 141L139 142H141ZM146 139V138H145ZM151 139H153V137L151 138ZM150 139V140H151ZM159 139V138H158ZM157 138H156V140H158ZM212 139H213V137H212ZM223 139V138H222ZM260 138H258V140H259ZM263 139V138H262ZM75 140V139H74ZM120 140V143L119 142H114V143H116V145H117V143H119V144H121V139H119ZM126 140V139H125ZM130 140V139H129ZM131 140H132V138H131ZM134 140V139H133ZM132 140V141H133ZM136 140L138 141V139H137V137H136ZM144 140V139H143ZM154 140V139H153ZM153 140H151V141H153ZM155 140V141H156ZM165 140V139H164ZM175 140V139H174ZM175 140V141H176ZM186 140V139H185ZM200 140V139H199ZM219 140V139H218ZM56 141V140H55ZM116 141V140H115ZM123 142H124V140H122ZM127 141V140H126ZM125 141V142H126ZM131 141V142H132ZM146 141H148V137H147V139H146ZM145 141V142H146ZM151 141H149V142H151ZM155 141L154 142H152V144L153 143H155ZM187 141V140H186ZM239 141V140H238ZM53 142L54 141H52V144H53ZM122 142V144L121 145H119V146H117L118 147V150H124L123 151V153H125V146H123V143ZM129 141H127V143H128ZM143 142V141H142ZM141 142V143H142ZM157 142V141H156ZM169 142V141H168ZM171 142H173V141H171ZM263 142V141H262ZM56 143V142H55ZM54 143V144H55ZM64 143H65V141H64ZM67 143V142H66ZM70 143V142H69ZM114 143L113 144H111L110 146H112V148H114L113 147V145H114ZM173 143H175V142H173ZM177 143V142H176ZM175 143V144H176ZM179 143V142H178ZM177 143V145L179 146V144ZM216 143H218V141L216 142ZM260 143V142H259ZM14 144H11V145H14ZM54 144H53V146H54ZM131 144V143H130ZM133 144H135V145H137L138 143L136 142V143H133ZM147 144V143H146ZM145 144V145H146ZM149 145H150V143H148ZM157 144H159V142L157 143ZM168 144V143H167ZM170 144V143H169ZM200 144V143H199ZM221 144V143H220ZM224 144V143H223ZM255 144V143H254ZM258 144V143H257ZM0 145H1V143H0ZM3 145H5V144H3ZM39 145V144H38ZM56 145H58V143L56 144ZM68 145V144H67ZM66 145V146H67ZM125 145V144H124ZM128 145H129V143H128ZM144 145V146H145ZM156 145V144H155ZM162 146H163V144H161ZM165 145V144H164ZM176 145V146H177ZM181 145H182V143H181ZM193 145V144H192ZM228 144H226V146H227ZM36 146V145H35ZM58 146H60V143H59V145ZM92 146H97V148H95L96 150H93L92 149ZM109 146V147H110ZM115 146V145H114ZM122 146H123V148H122ZM139 146V145H138ZM151 146V145H150ZM149 146V147H150ZM170 146V145H169ZM177 146V147H178ZM222 146V145H221ZM64 147H65V144H64ZM116 147V148H117ZM119 147L121 148V149H119ZM148 147V148H149ZM152 147H154V146H152ZM161 147V146H160ZM166 147H167V145H166ZM173 147H174V145H173ZM173 147H171L172 149H175V148H173ZM180 147V146H179ZM182 147V146H181ZM180 147V148H181ZM187 147H188V145H187ZM23 148V147H22ZM56 148H57V146H56ZM60 148V147H59ZM76 148V147H75ZM94 148V147H93ZM111 148V147H110ZM115 148V150H117ZM134 148V147H133ZM132 148V149H133ZM157 148V147H156ZM156 148H151L153 151H158L159 150V148H157L158 150H154V149H156ZM168 148V147H167ZM200 148V147H199ZM50 149H52V147L50 148ZM63 149V148H62ZM128 149V148H127ZM126 149V150H127ZM135 149V148H134ZM144 149V148H143ZM147 149V148H146ZM151 149H149V150H146V151H148V152H150L151 151ZM177 149H179V148H177ZM186 149V148H185ZM17 150V149H16ZM38 150V149H37ZM36 150V152H39V150H40V148H39V150L37 151ZM114 150V151H115ZM138 150H139V148H138ZM141 151H142V146H141V149H140ZM171 150V149H170ZM169 149H168V151H170ZM189 149H187V151H188ZM2 151V150H1ZM15 151V150H14ZM42 151V150H41ZM40 151V153H42ZM53 151H54V149H53ZM106 151V150H105ZM112 150H110V151H106L107 153H109V154H111V153H113V152H111ZM135 151V150H134ZM134 151H132V153L134 152ZM160 151H162L163 152V150H162V148L160 149ZM165 151V150H164ZM172 151H174L175 153H176V151H179V150H172ZM184 151H186V150H184ZM10 152H11V150H10ZM10 152L8 153V154H10ZM16 152V151H15ZM32 152H34V154H36L35 153V151H32ZM31 152V153H32ZM111 152V153H110ZM129 152H131V150L129 151ZM138 152V151H137ZM136 151H135V153H137ZM161 152V153H162ZM171 152V151H170ZM169 152V153H170ZM198 152V151H197ZM251 152V151H250ZM18 153V152H17ZM16 153V154H17ZM40 153H37V154H40ZM44 153H48V152H44ZM56 153H57V151H56ZM115 153V152H114ZM145 153V152H144ZM147 153V152H146ZM154 153V155L155 156H157L156 154H157V152H153ZM164 153H166V152H164ZM175 153H172L170 156H172L173 155V159L175 158L174 156H175ZM178 153V152H177ZM182 153V152H181ZM239 153V152H238ZM15 154V155H16ZM53 154H54V152H53ZM52 154V155H53ZM121 154V153H120ZM134 154V153H133ZM141 154H143V153H141ZM179 154V153H178ZM187 154V153H186ZM211 154H212V152H211ZM18 155H19V153H18ZM42 155H43V153H42ZM40 156L41 158H44L45 157V159L46 160H51L50 159V157L52 156V155H49V153H48V155H43V156ZM113 155V154H112ZM111 155V156H112ZM122 155V154H121ZM120 155V156H121ZM125 155H126V153H125ZM135 155V154H134ZM150 155H153V154H151V152H150ZM154 155H153V157H154ZM167 155H168V153H167ZM167 155H164V156H167ZM226 155V154H225ZM235 155V154H234ZM239 155V154H238ZM22 156V155H21ZM36 156V155H35ZM60 156V155H59ZM124 156V155H123ZM130 156H131V154H130ZM133 156V155H132ZM139 156V155H138ZM145 156H146V154H145ZM158 156H160L161 157V154H160V152L158 151ZM163 156V157H164ZM169 156V155H168ZM169 156V158L171 159V157ZM177 156V155H176ZM185 156V155H184ZM188 156V155H187ZM195 156H197L196 154H195ZM212 156V155H211ZM237 156V155H236ZM244 156V155H243ZM14 157H18V156H14ZM30 157V156H29ZM52 157H56V156H52ZM61 157H63V155H61ZM60 157V158H61ZM98 157H100V159L98 158ZM108 156L106 155V159H111V158H107ZM125 157V156H124ZM135 156H133V158H134ZM142 157V156H141ZM140 157V159H138L137 158V160H138V165H140L141 163L143 164V162L145 161V159H151V158H147V157H149V155L147 156V157H144V161L142 160V162L139 164V162L141 161V159H143V157L141 158ZM152 157V156H151ZM162 157V158H163ZM179 157H181V156H179ZM178 157V158H179ZM186 157V156H185ZM19 158H20V156H19ZM25 158V154H24V156H23V159ZM36 158V157H35ZM41 158H39V155H38V158L37 159H41ZM130 158V157H129ZM187 158V157H186ZM192 158V157H191ZM115 159H116V157H115ZM121 159H123L122 161H124V158H121ZM128 159V158H127ZM158 159H160V158H158ZM164 159H167V158H164ZM170 159H168V160H170ZM182 159V158H181ZM180 159V160H181ZM195 159V158H194ZM198 159V158H197ZM234 159V158H233ZM64 160H65V157H64ZM103 160V159H102ZM129 160V159H128ZM130 160H131V158H130ZM140 160V161H139ZM162 160V159H161ZM172 160V159H171ZM175 160V159H174ZM174 160H172L171 162H173ZM177 160V159H176ZM187 160H189V159H187ZM205 160V159H204ZM209 160V159H208ZM31 161V160H30ZM119 161V160H118ZM127 161V160H126ZM150 161H155V159L154 160H150ZM179 161V160H178ZM192 161H193V159H192ZM196 161V160H195ZM120 162V161H119ZM119 162H117V163H119ZM137 162V161H136ZM136 162L135 163H132V164H136ZM146 162V161H145ZM144 162V163H145ZM155 162H157V159H156V161ZM164 162H167V161H164ZM170 162V161H169ZM181 162V161H180ZM208 162V161H207ZM234 162V161H233ZM239 162V161H238ZM117 163H114V164H117ZM147 163H148V160H147ZM146 163V164H147ZM150 163V166L152 167V165H153V163L152 162H149ZM148 163V164H149ZM152 163V164H151ZM159 163H160V160H159ZM162 163H163V161H162ZM174 163H175V161H174ZM189 163V162H188ZM193 163V162H192ZM113 164V165H114ZM119 164H121V163H119ZM129 164H131V163H129ZM131 164V165H132ZM135 165V168H136V172L138 173L139 171H137V169H138V167H136V166H138V165ZM147 164V165H148ZM176 164V163H175ZM191 164V163H190ZM196 164V163H195ZM194 164V165H195ZM211 164V163H210ZM213 164V163H212ZM248 164V163H247ZM247 164H245V167H247L248 165ZM66 165H68L67 163H66ZM65 165V166H66ZM122 165H125V164H122ZM146 165V170H147V168L149 167V166H147ZM158 165V167H159V164H158V162L156 163V166ZM161 165V164H160ZM163 165H165V164H163ZM162 165V166H163ZM169 165V164H168ZM188 165V164H187ZM233 165V164H232ZM243 164H241L240 166H242ZM247 165V166H246ZM128 166V165H127ZM130 166V165H129ZM128 166V167H129ZM141 166V165H140ZM143 166V165H142ZM141 166V167H142ZM145 166V165H144ZM161 166V167H162ZM171 166V165H170ZM170 166H169V169H170ZM212 166V165H211ZM38 167V166H37ZM117 167V166H116ZM124 167V166H123ZM130 167H132V166H130ZM130 167L129 168H127V169H129V171L131 170V169H134V167H132L131 169H130ZM157 167V168H158ZM161 167H160V169H161ZM167 167V166H166ZM230 167V166H229ZM232 167V166H231ZM245 167H241L242 169L244 168L245 169ZM89 168H91V167H89ZM96 168V167H95ZM111 168V167H110ZM109 168V169H110ZM122 168V167H121ZM154 167H152V168H149V170L151 169H153ZM191 168V167H190ZM194 168V167H193ZM38 169V168H37ZM114 169V168H113ZM112 169V170H113ZM118 169L119 168H116V172L118 171ZM144 169H145V167H144ZM143 168H142V170H144ZM156 169V168H155ZM159 169V170H160ZM167 169V168H166ZM165 169V170H166ZM171 169H174V166H172V168ZM195 169V168H194ZM193 169V170H194ZM40 170H41V168H40ZM40 170H34L33 172H36L34 175H36L37 174V172H39ZM64 170V169H63ZM62 170V171H63ZM111 170V171H112ZM124 170V169H123ZM122 170V171H123ZM126 170V169H125ZM138 170H141V168H139ZM146 170H144V171H146ZM159 170H156V172L158 171L159 172ZM162 170H163V168H162ZM175 170H177V168L175 169ZM193 170H191V171H193ZM225 170V169H224ZM110 171V172H111ZM114 172H115V170H113ZM112 171V172H113ZM121 171V170H120ZM120 171H118V172H120ZM128 171V170H127ZM132 172L133 171H135V170H131ZM154 171V170H153ZM64 172V171H63ZM109 172V173H110ZM117 172V173H118ZM143 172V171H142ZM152 172V171H151ZM161 172V171H160ZM41 173V172H40ZM108 173V172H107ZM108 173V174H109ZM141 173V172H140ZM153 173V172H152ZM163 173V172H162ZM169 173V172H168ZM170 173H171V170H170ZM169 173V174H170ZM173 173V172H172ZM175 173V172H174ZM232 173V172H231ZM59 174H60V172H59ZM114 174H116V173H114ZM114 174H111V175H113L114 176ZM121 175L123 174L122 172L120 173ZM125 174H127V173H125ZM124 174V175H125ZM130 174H132V173H130ZM135 174V172L133 173V175ZM143 174H145V173H143ZM156 173H155V171H154V175H155ZM34 175H30V176H34ZM38 175V174H37ZM61 175V174H60ZM110 175V176H111ZM123 175V176H124ZM137 175V174H136ZM136 175H135V177H136ZM138 175H140V174H138ZM142 175V174H141ZM153 175V174H152ZM157 175H158V173H157ZM171 175V174H170ZM230 175V174H229ZM254 175V174H253ZM38 176H40V175H38ZM126 177L127 176H129L130 177V175L129 174H127V175H125ZM132 176V175H131ZM143 176V175H142ZM161 176H162V174H161ZM160 175H159V177H161ZM169 176V175H168ZM126 177H125V179L124 178H122V179H120V181H122L123 179H124V181H126L127 179H126ZM145 177H149L148 175L147 176H145ZM152 176H150L149 178H151ZM155 177V176H154ZM157 177V176H156ZM169 177H171V176H169ZM168 177V178H169ZM254 177V176H253ZM111 180H112V177H109ZM137 178H138V176H137ZM140 178V177H139ZM149 178H145V179H149ZM167 178V177H166ZM165 178V179H166ZM181 178V177H180ZM131 179H133V177L131 178ZM163 179V178H162ZM184 179V178H183ZM182 179V180H183ZM106 180H108V179H106ZM133 180H136V179H133ZM132 180V183L133 182H135L136 183V181H133ZM155 179H153V181H154ZM157 180H160V179H158L157 178ZM178 180H179V178H178ZM123 181V183H130V181H126V182H124ZM150 181H151V179H150ZM161 181V180H160ZM180 181H181V179H180ZM185 181H183V183H184ZM244 182V181H243ZM120 183H122V182H120ZM119 183V184H120ZM139 183V182H138ZM144 184H145V182H143ZM88 184H90V183H88ZM140 184H141V182H140ZM139 184V185H140ZM143 184V185H144ZM150 184V183H149ZM158 184V183H157ZM161 184V183H160ZM178 184H181L182 185V183H178ZM177 184V185H178ZM246 184V183H245ZM249 184H251V183H249ZM23 185V184H22ZM120 185H122V184H120ZM131 185V184H130ZM137 185V184H136ZM172 185V184H171ZM252 185V184H251ZM25 186V185H24ZM125 186H127V185H124V187ZM131 186H135V185H131ZM131 186H129V190H130V188H131ZM141 186V185H140ZM160 186V185H159ZM172 186H174V185H172ZM248 186V185H247ZM250 186V185H249ZM28 187V186H27ZM118 187H119V185H118ZM117 187V188H118ZM121 187V186H120ZM150 187V186H149ZM245 187V186H244ZM23 188V187H22ZM29 188V187H28ZM123 188V186L121 187V189ZM137 188V187H136ZM140 188L141 187H139V190H140ZM144 188V187H143ZM145 188H146V184H145ZM177 188V187H176ZM187 188V187H186ZM192 188V187H191ZM135 189V188H134ZM133 188H132V190H131V192L134 190ZM142 189V188H141ZM148 189V188H147ZM150 189H152V187L150 188ZM247 189V188H246ZM124 190H125V188H124ZM143 190V189H142ZM186 190H188V189H186ZM191 190V189H190ZM240 190H241V188H240ZM119 192H120V190H118ZM134 191H136V189L134 190ZM167 191H169V189H167ZM166 191V192H167ZM179 191V190H178ZM190 192V191H189ZM37 193L38 192H36L35 194L37 195ZM123 193H125V192H123ZM154 193V192H153ZM152 193V194H153ZM175 192H173V194H174ZM183 193H184V191H183ZM245 193V192H244ZM35 194H33V195H35ZM151 194V195H152ZM180 194H181V192H180ZM40 195L41 194H39V197H40ZM241 195H243L242 193H241ZM38 196V195H37ZM65 196V195H64ZM125 196H126V194H125ZM130 196V195H129ZM164 196V195H163ZM41 197H43V196H41ZM116 197V196H115ZM147 197V196H146ZM161 197V196H160ZM175 197V196H174ZM243 197V196H242ZM123 198H124V195H123ZM237 198V197H236ZM37 199H39L38 197H37ZM46 201H45V200ZM160 199V198H159ZM162 199V198H161ZM169 199V198H168ZM232 199V198H231ZM234 199V198H233ZM238 199V198H237ZM41 200V198L39 199V201ZM49 200V201H48ZM56 200V199H55ZM116 200V199H115ZM122 200V199H121ZM172 200V199H171ZM176 200V199H175ZM236 200V199H235ZM235 200L233 201V202H235ZM37 201V200H36ZM42 201H44V202H52V201H50V198H49V196L48 195H45V197H43V200ZM123 201V200H122ZM138 201H140V200H138ZM163 201V200H162ZM169 201V200H168ZM167 201V202H168ZM237 201V200H236ZM47 202V204L46 205H43L44 207L45 206H48L49 205V203ZM117 202V201H116ZM126 202H127V200H126ZM133 202V201H132ZM167 202H165V204L167 203ZM37 204L38 203H36L35 202V204H34V206L36 207L37 206ZM40 204H41V202H40ZM39 204V205H40ZM51 204V203H50ZM144 204V203H143ZM158 204V203H157ZM229 204H231L232 205V202L230 203L229 202ZM134 205V204H133ZM133 205H131V207L133 206ZM171 205V204H170ZM228 205V204H227ZM234 205V204H233ZM33 206V207H34ZM51 206V205H50ZM129 206V205H128ZM141 206H143V205H140V207ZM180 206V205H179ZM144 207V206H143ZM142 207V208H143ZM160 207V206H159ZM231 207V206H230ZM236 208H237V206H235ZM36 208H38V206L36 207ZM40 209L42 208L41 206L39 207ZM38 208V209H39ZM53 208V207H52ZM51 208V209H52ZM55 208V207H54ZM166 208V207H165ZM246 208H248V207H246ZM38 209H35V210H37V212L38 211H40V210H38ZM44 209V208H43ZM60 209V208H59ZM78 209V208H77ZM80 209V208H79ZM133 209V208H132ZM139 209H141V208H138L137 210H139ZM151 209V208H150ZM137 210H134V211H137ZM154 210H155V208H154ZM159 210V209H158ZM49 211V207L47 208L46 207V209H45V211H43V212H45V214H49L50 215V213H53L54 214V212L53 211H55V210H51V212L49 213L48 212ZM57 211H59V210H57ZM140 211V210H139ZM165 211H166V209H165ZM42 212V211H41ZM58 213V212H57ZM160 214H161V212H159ZM218 213V212H217ZM44 214V213H43ZM36 213L33 215V216H35L36 217ZM215 215V214H214ZM54 216V215H53ZM82 216H84V215H82ZM81 216V217H82ZM188 216V215H187ZM186 216V217H187ZM232 216V215H231ZM31 217V216H30ZM39 217H41V216H39ZM46 217V216H45ZM55 217V216H54ZM160 217H161V215H160ZM177 217V216H176ZM235 217V216H234ZM233 217V218H234ZM33 218V217H32ZM31 218V219H32ZM42 218H44V216L42 217ZM49 218V217H48ZM48 218H46V219H48ZM51 218V217H50ZM202 218V217H201ZM218 218H219V216H218ZM232 218V217H231ZM235 218H237V217H235ZM37 219H38V215H37ZM37 219H35L36 220V222H37V224L39 223L38 222V220ZM57 219V218H56ZM55 219V220H56ZM128 219V218H127ZM183 219H185V218H183ZM224 219V218H223ZM222 219V220H223ZM248 219V218H247ZM246 219V220H247ZM41 220V219H40ZM51 220V222H52V218L50 219ZM145 220V219H144ZM186 220V219H185ZM218 220V219H217ZM253 220V219H252ZM252 220H251V223H253L252 222ZM54 221V220H53ZM236 221V220H235ZM127 221H125V223H126ZM154 222V221H153ZM239 222V221H238ZM241 222V221H240ZM249 222V221H248ZM40 223H41V221H40ZM39 223V224H40ZM52 223H54V222H52ZM51 223V224H52ZM129 223V222H128ZM143 223V222H142ZM226 223H227V218H226ZM235 223V222H234ZM234 223H231V224H233L234 225ZM244 223H246V222H244ZM256 223V222H255ZM38 224V225H39ZM44 224H50V222H49V220H46L45 222H44ZM131 224V223H130ZM173 224V223H172ZM178 224V223H177ZM53 225V224H52ZM51 225V226H52ZM55 225H57V224H55ZM54 225V226H55ZM125 224H123V226H124ZM174 225V224H173ZM175 225H176V223H175ZM189 225V224H188ZM236 225V224H235ZM241 225V224H240ZM260 225V224H259ZM264 225V224H263ZM49 226V225H48ZM53 226V227H54ZM58 226V225H57ZM126 226H127V224H126ZM147 226V225H146ZM237 226H239V225H237ZM243 226V225H242ZM245 226V225H244ZM243 226V227H244ZM45 227V226H44ZM44 227H41V230H42V228H44ZM158 227V226H157ZM163 227H164V225H163ZM191 227V226H190ZM248 227V226H247ZM250 227H252V225L250 226ZM145 228V227H144ZM166 228V227H165ZM179 227H177V229H178ZM47 229H49L48 227H46V230ZM52 229V228H51ZM55 229V228H54ZM53 229V230H54ZM77 229H79V228H77ZM142 229V228H141ZM140 229V230H141ZM188 229V228H187ZM238 229H240L239 227H238ZM252 230H253V228H251ZM45 230V231H46ZM52 230V231H53ZM145 230V229H144ZM144 230H142V231H144ZM164 230V229H163ZM228 230V229H227ZM251 230V231H252ZM44 231V230H43ZM48 231V230H47ZM79 231V230H78ZM161 231V230H160ZM239 231V230H238ZM244 231H245V229H244ZM247 231V230H246ZM48 232H50V231H48ZM141 232V231H140ZM230 232H231V230H230ZM41 233H43V232H41ZM52 233V232H51ZM50 233V234H51ZM162 233V232H161ZM176 233H178V232H176ZM245 233V232H244ZM249 233H251V232H249ZM47 234V233H46ZM53 234V233H52ZM55 234V233H54ZM81 234H82V232H81ZM166 234V233H165ZM188 234V233H187ZM239 234V233H238ZM242 234H243V232H242ZM253 234V233H252ZM41 235V234H40ZM45 235V234H44ZM140 235V234H139ZM138 235V236H139ZM142 235H143V233H142ZM157 235V234H156ZM249 235V234H248ZM24 236V235H23ZM49 236V235H48ZM51 236H53V235H51ZM188 236V235H187ZM194 236V235H193ZM21 237V236H20ZM156 237V236H155ZM185 237V236H184ZM168 238V237H167ZM247 238V237H246ZM251 238H255V237H253V236H251ZM250 238V239H251ZM261 238V237H260ZM16 239V238H15ZM146 239H147V237H146ZM189 239V238H188ZM187 239V240H188ZM134 241V243H135V239H133ZM141 240V239H140ZM152 240V239H151ZM257 240V239H256ZM150 241V240H149ZM149 241H147L146 242V240L145 241H143V242H145V243H148ZM167 241V239H165V242ZM180 241V240H179ZM178 241V242H179ZM125 242V241H124ZM186 242V241H185ZM134 243H133V247L135 246L134 245ZM137 243H138V237H137ZM150 243V242H149ZM124 244V243H123ZM123 244H122V247H123ZM128 244V243H127ZM253 244H254V242H253ZM256 244V243H255ZM254 244V245H255ZM9 245H10V243H9ZM22 245V244H21ZM120 245H121V243H120ZM160 245V244H159ZM164 245V244H163ZM11 246V245H10ZM20 246V245H19ZM102 246H104V245H102ZM114 246H117V245H114ZM154 245H152V247H153ZM180 246H181V244H180ZM105 247V246H104ZM107 247V246H106ZM119 247V246H118ZM124 247H125V245H124ZM128 247H129V244H128V246H127V249H128ZM151 247V246H150ZM135 248V247H134ZM156 248V247H155ZM58 249V248H57ZM62 249V248H61ZM91 249H93V248H91ZM99 249H101V248H99ZM107 249H108V247H107ZM114 249H115V247H114ZM130 249V248H129ZM128 249V250H129ZM154 249V248H153ZM176 249V248H175ZM12 250H13V248H12ZM65 249L63 248V251H64ZM89 250V249H88ZM117 250H120V249H117ZM123 250V249H122ZM126 250V249H125ZM138 250V249H137ZM141 250V249H140ZM14 251H16V249L14 250ZM57 251V250H56ZM55 251V252H56ZM94 251V250H93ZM99 251V250H98ZM104 251H105V249H104ZM121 251V250H120ZM130 251H133L132 249L130 250ZM134 251H135V249H134ZM133 251V252H134ZM174 251V250H173ZM172 251V252H173ZM61 252V251H60ZM86 252H87V250H86ZM85 252V253H86ZM95 252H97L96 250H95ZM123 252H125V251H123ZM128 253H129V251H127ZM132 252V253H133ZM138 252H140V251H138ZM63 253V255H64V253L65 252H62ZM84 253V254H85ZM90 253H92V252H88V254L90 255ZM100 254H101V251L99 252ZM107 253V251L105 252V254ZM58 254V253H57ZM57 254H55V255H57ZM72 254V253H71ZM94 255H95V253H93ZM92 254V255H93ZM117 254H118V252H117ZM135 254V253H134ZM60 255H61V253H60ZM72 255H74V254H72ZM72 255H71V257H72ZM86 255V254H85ZM98 255V254H97ZM96 255V256H97ZM110 256H111V254H109ZM114 255V254H113ZM116 255V254H115ZM137 254H135V256H136ZM121 255H118V257H120ZM69 257V256H68ZM89 257V256H88ZM90 257H92V256H90ZM104 257V256H103ZM113 257H116V256H113ZM134 257V256H133ZM87 258V257H86ZM124 258V257H123ZM122 258V259H123ZM87 259H89V258H87ZM95 259V258H94ZM114 259V258H113ZM113 259H112V261H113ZM134 259H136V258H134ZM140 259V258H139ZM159 259V258H158ZM175 259H176V256H175ZM174 259V260H175ZM71 260V259H70ZM86 260V259H85ZM84 260V261H85ZM90 260V259H89ZM88 260V261H89ZM100 260V259H99ZM119 260V258H117V261ZM133 260V259H132ZM157 260V259H156ZM19 261V260H18ZM77 261H78V259H77ZM87 261V263H89ZM92 261V260H91ZM98 261V260H97ZM102 261V260H101ZM107 261V260H106ZM110 261H111V259H110ZM111 261V262H112ZM116 261V260H115ZM135 261V260H134ZM134 261H132V262H134ZM140 261V260H139ZM79 262V261H78ZM86 262V261H85ZM100 262V261H99ZM108 262V261H107ZM121 262V261H120ZM143 262V261H142ZM20 262H18V264H19ZM73 263H75V261L73 262ZM115 263V262H114ZM127 263V262H126ZM66 264V263H65ZM76 264H78V263H76ZM86 264V263H85ZM100 264V263H99ZM105 264V263H104ZM111 264H113V263H111ZM116 264V263H115ZM128 264V263H127Z\"/></svg>",
    "mask_w": 264,
    "mask_h": 264
}]
</instances>
